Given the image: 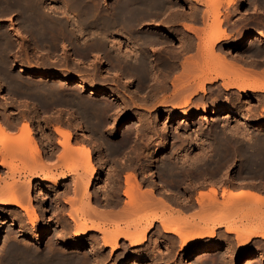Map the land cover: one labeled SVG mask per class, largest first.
I'll use <instances>...</instances> for the list:
<instances>
[{
	"label": "bare ground",
	"instance_id": "bare-ground-1",
	"mask_svg": "<svg viewBox=\"0 0 264 264\" xmlns=\"http://www.w3.org/2000/svg\"><path fill=\"white\" fill-rule=\"evenodd\" d=\"M44 0H0V12L2 13V12H6V11H8V10H10L12 7L10 6V4L12 3L13 5H15V4H17V7H18V10H19V12H21V15L20 16H22L23 17V20H24V24H25V26L26 27H28V28H26V27H24V28H26V29H28L30 32H32L34 35H35V38L30 34L29 35V37H33V41H34V43H40V41L39 40H41L42 41V43H44V42H46V41H48V43L50 44H54L55 42V40L57 41L58 39H56L57 38V33L60 31L59 29H61V31H65V28L67 29V32L66 33H68L69 31H71L72 30V28L70 27V28H68L69 26H68V20H65L64 18H63V22H65V23H63V24H65V25H63V24H61V21H62V18H61V20H57V18H60V17H62V16H60V17H58L57 16V13H56V16H57V18H56V20L54 21V22H52L53 20H54V18H53V20L51 19V20H49V18H47V17H49L50 15H48V11L46 12V10H45V5H44V2H43ZM52 1V0H51ZM56 1V0H55ZM63 1H65L66 2V4H64V5H66V7H67V9H70L69 11L70 12H74V11H76V10H78V9H82L83 7L85 8V3L87 2V1H85L84 2V0L83 1H80V0H63ZM136 1H138V2H147L148 4V6H147V8H149V11H151V6H149V4H151V2H153L154 3V5H155V2H156V5L154 6H152V8L153 7H156L157 6V1L158 0H120V2L118 1V4H117V6H116V4L115 3H113V4H115V8H114V10L112 11V12H106L104 15H106V16H102L101 15V11H100V15H99V13H95V12H98V11H95V9H94V11L92 10V12L93 13H91V14H94L93 15V18H92V22H90L91 21V19H89L90 17H92V16H90L91 14H90V10H91V8L90 7H86V9H83L82 11L80 10V12L79 11H77V12H79L81 15H83L82 17H83V19H82V21H81V23L78 21V20H81L80 19V17L79 16H77V17H79V19L77 20L78 22H79V24H76L77 26H75V27H77L78 28V30L80 31V33L82 32V29L83 28H85V26H87L88 25V22H90V23H92V25L95 27H99V28H102V29H105V32H102V34L104 35V33H105V37H106V32H107V30H116L117 31V29L119 28L120 30L122 29L124 32H128V30H129V33H130V28L133 26V24H135L136 22H138V21H140V20H143V22H144V26H147L149 23L148 22H145L146 20H148L147 18H149V17H151V16H153L154 18H155V15H150V12L148 13V11H147V13H145L144 12V10H141L142 9V5H144V2H143V4L140 6V3H139V5L138 6H134L135 8H137V10L136 11H132V8H133V4L136 2ZM163 1H165V0H163ZM234 0H228L227 2H228V4H230V3H232ZM54 2V1H53ZM60 2V1H59ZM89 2V1H88ZM168 2V1H167ZM207 2H209V4L211 5V6H217V5H220L221 6V0H208ZM206 2V3H207ZM10 3V4H9ZM49 3V2H48ZM63 3V2H62ZM91 3V2H90ZM137 3V2H136ZM152 3V4H153ZM159 5H162V3H161V1L159 0ZM170 3V2H169ZM45 4H47V3H45ZM92 4V3H91ZM166 4V3H165ZM227 4V3H226ZM235 4V3H234ZM50 5V4H49ZM58 5V4H57ZM89 6H90V4H88ZM135 5V4H134ZM159 5H158V7H159ZM250 5H252V4H250ZM52 6V5H51ZM50 6V7H51ZM62 6V5H61ZM144 6H146V5H144ZM163 6V5H162ZM48 7V6H47ZM55 7V6H54ZM58 7V6H57ZM63 7V6H62ZM91 7H93V6H91ZM112 7H113V5H112ZM217 7H219V6H217ZM49 8V7H48ZM52 8H53V6H52ZM56 8V7H55ZM109 8V7H108ZM146 8V7H145ZM144 7H143V9H145ZM157 8V7H156ZM166 8V7H165ZM51 9V8H50ZM54 9V8H53ZM58 9H60V13H58V14H60L61 15V13H62V15L63 14H67V16H69V13H67V11H66V8H65V10H64V8H62L63 9V11H61V8H58ZM71 9H74V11H71ZM106 9V8H105ZM111 9V8H110ZM155 9V8H154ZM52 10V9H51ZM50 10V11H51ZM55 11H56V9H54ZM85 10V11H84ZM107 10H109V9H107ZM134 10V9H133ZM58 12H59V10H57ZM84 11V12H83ZM109 11H111V10H109ZM146 11V10H145ZM219 10H217L216 11V13L212 16H209V18L210 17H212L213 19L212 20H214V21H212V23H215L216 24V26H212V31L210 32V33H208L204 38V43L203 44H200V40H202L201 38H200V36H199V43H198V47H197V50L199 51V53H200V56L202 57V59H203V61H201V59H200V61H198V62H201V63H197V62H195V61H192L191 59V57H189V58H185L184 60H183V62H181V64H180V72H179V74L177 75V76H175L173 79H171V80H169V78H167L168 77V74L169 73H171V72H174V70H175V65H174V62L172 61V63H169V64H165V63H163V64H161V62H160V60L158 59V58H156L155 60L153 59V57L151 58L150 56H152L153 54H154V50L156 49L157 50V53L160 51V50H167L168 52H169V54L170 55H172V56H174V55H177V56H179V55H181V52L179 51V52H177V51H175V49L172 47V46H170L168 43H167V40H166V38L163 36V35H159L158 36V34H157V36H152V37H150L151 35H146L147 36V38L146 39H150L149 40V42H148V44H147V46L146 47H141V46H135V44H133V45H131L130 47L132 48H135L134 49V51L135 50H139V52H138V56L137 55H134V53H131V55L133 56H137V58H138V62L136 63V61H135V63L134 64H132L129 60V63L130 64H128L127 63V65H125V66H122V65H124V64H122V65H118V64H116L117 63V61H116V58L117 57H115L114 58V55H112V53H111V59H112V63H110V62H108V64L110 63V65L108 66V64H107V70H108V72L114 77V78H120V79H122V83H123V85H126V86H128V85H130V86H132L133 88H134V90H135V92L136 91H140L141 90V88H140V86L143 84H145L148 80H150V81H152L151 83H150V85L149 86H151L152 87V93H153V95H152V93H151V95H152V97L154 96V95H156V94H158L159 95V93H162L163 92V94H160V95H165L164 94V92H166L167 90L169 91V89L170 90H172L173 92H174V94H172L171 93V95H175V96H173L172 98V100L173 101H171V100H169V99H171V98H169V99H167V101L169 100L170 101V103L171 102H173L171 105H170V103H168V102H166V101H159L158 100V98H157V100L160 102V104L163 106V108L164 107H167L168 105H170L169 107H171V109H172V111L170 112V113H168L167 114V117L165 118V121L166 122H169V121H182V123L184 124H186V122H188V120H191L192 118H194L195 116L196 117H199L200 119H197V122H199V123H201V121H199V120H201V119H205V118H208V116H210V115H216L217 117H219L221 114H223V112H225V109H223V107H221V104L220 103H216V106H208L207 104H206V102H202L201 104H199V103H197L198 105H196V106H200V108H198L197 109V111L196 112H193V111H191V110H183V111H181L179 114H174V112H176V111H178V110H180L181 108H182V106L181 105H183V106H185V105H187L190 101H191V99L192 98H194L193 96H195L196 94H197V92H202V93H204V92H206V88H205V85L207 84H210L211 86H212V84L216 81V80H221L222 81V84H219L217 87H216V89L215 90H217V88L218 89H220V90H218L219 92L222 90H224V91H230V90H237L238 92H253V93H260V94H262L261 96H263L264 97V75H259V73L257 74V73H253V72H251V71H249V70H246L244 67H241V66H239V65H237V59H235V58H229V61L227 60V58H226V56L225 55H222L221 54V52L220 53H215V49H216V44L217 43H219L220 41H223V40H226V39H229L230 38V35H229V33L225 30V29H222L221 28V21L219 20V12H218ZM18 12V11H17ZM54 12V11H53ZM46 13H47V17L45 16L46 15ZM51 13V12H50ZM162 13V12H161ZM52 14V13H51ZM77 14V13H76ZM76 14H74L75 16H76ZM103 14V13H102ZM53 15H55V14H53ZM52 15V16H53ZM51 16V17H52ZM55 16V17H56ZM46 17V18H45ZM64 17V16H63ZM66 17V16H65ZM71 17V15L69 16V18ZM76 17V18H77ZM72 18V17H71ZM152 18V17H151ZM154 18H152V19H154ZM156 18H158V17H156ZM155 18V19H156ZM48 19V20H47ZM66 19H68V18H66ZM75 19V18H74ZM87 19H89L90 21H88ZM150 20V21H153L154 22V29H155V32H158V31H160V32H168V33H170V34H172V33H174V31H173V28H172V26L170 25V24H168V23H165V22H163V21H158L157 19L156 20ZM20 20H22V19H20ZM71 20V19H70ZM69 20V22H71V21H73V19L70 21ZM149 21V20H148ZM21 22V21H20ZM20 22H19V24H20ZM57 22V23H56ZM141 22V21H140ZM73 23H76V20L73 22ZM139 24V23H138ZM143 24V23H142ZM206 24V23H205ZM57 25H63L64 26V30H62L63 29V27L62 28H59L58 30V32L55 30L56 28H57ZM73 25V24H72ZM150 25H151V23H150ZM153 25V24H152ZM71 26V25H70ZM89 26H90V24H89ZM88 26V27H89ZM207 26H209L208 25V23H207ZM207 26H203L202 27V31L199 29V30H195L199 35H201V34H206L205 32L207 31ZM60 27V26H59ZM72 27H74V25L72 26ZM91 27V26H90ZM134 27V26H133ZM25 29V32L27 31ZM91 29V28H90ZM92 29H93V27H92ZM97 29V28H96ZM210 29V28H209ZM208 29V30H209ZM87 30V29H86ZM132 30V29H131ZM54 31L56 32V35L54 34ZM61 31H60V33H61ZM72 31H74V30H72ZM76 31V30H75ZM78 31V32H79ZM92 31V30H91ZM100 31H102L101 29H100ZM99 31V32H100ZM104 31V30H103ZM153 31V30H152ZM200 33H199V32ZM29 32V33H30ZM53 32V33H52ZM78 32H75V33H78ZM86 32V31H85ZM97 32V31H96ZM142 32H144V31H142ZM154 32V33H155ZM159 32V33H160ZM209 32V31H208ZM72 33V32H71ZM74 33V34H75ZM78 34V35H81V34ZM89 34H91L90 32H88ZM87 33V34H88ZM94 33V32H93ZM119 33H120V31H119ZM123 33V32H122ZM122 33H120L119 34V36L120 35H123ZM138 33V32H137ZM1 34L2 33H0V48H1V41H2V36H1ZM20 34V33H19ZM49 34H51V36H49ZM52 34H53V36H52ZM69 34H70V32H69ZM73 34V33H72ZM73 34V35H74ZM108 34H109V32H108ZM111 34V33H110ZM118 33L116 32V35H117ZM126 34V33H125ZM124 34V35H125ZM138 34H142L140 31H139V33ZM144 34V33H143ZM162 34V33H161ZM197 34V35H198ZM46 35V36H45ZM61 35H63V33L61 34ZM60 35V37H62ZM76 35V34H75ZM74 35V36H75ZM128 36H130L129 34H127ZM126 35V36H127ZM152 35H154V34H152ZM156 35V34H155ZM175 35H177L178 36V33H176ZM6 36V35H5ZM58 36H59V34H58ZM64 37H62L63 39L65 38L66 40H67V38L65 37V34L63 35ZM66 36H67V34H66ZM71 36V35H70ZM84 36V35H83ZM102 36V35H101ZM141 36V35H140ZM144 36V35H143ZM72 37V36H71ZM70 37V39H73V38H71ZM81 37V36H80ZM104 37V36H103ZM112 37V36H111ZM7 38V37H6ZM9 38V37H8ZM47 38V39H46ZM69 38V37H68ZM77 38V37H76ZM94 38V37H93ZM107 38V37H106ZM140 38V37H139ZM45 39V40H44ZM62 39V40H63ZM64 39V40H65ZM75 39V38H74ZM74 39H73V41H74ZM98 39V38H97ZM105 39V38H104ZM109 39V38H108ZM111 39V38H110ZM109 39V40H110ZM113 39V38H112ZM132 38H129V40H131ZM141 39V38H140ZM143 39V38H142ZM145 39V38H144ZM8 40V39H7ZM84 40V39H83ZM107 40V39H106ZM11 41V40H10ZM44 41V42H43ZM68 41V40H67ZM67 41H65V42H67ZM78 41V40H77ZM113 40H111V42H112ZM117 41V40H116ZM115 41V42H116ZM136 41V40H135ZM138 41H140L139 39H138ZM144 41H146V40H144ZM58 42L59 41H57V44H58ZM64 42V43H65ZM71 41L69 40V43H70ZM75 42V41H74ZM83 42V41H82ZM98 42V41H97ZM103 41H101V43H102ZM110 42V41H109ZM114 42V43H115ZM147 42V41H146ZM203 42V41H202ZM201 42V43H202ZM237 42H238V44H239V46H246V45H253V44H255V43H257V42H260V43H264V31L263 30H258L256 33H254L253 35L250 33V32H244L243 34H242V36L237 40ZM33 43V42H32ZM47 43V42H46ZM46 43H44L45 44V46L46 45H48V44H46ZM64 43H63V46H64ZM77 43H79V42H77ZM81 43V42H80ZM105 43H106V41H105ZM107 43H108V41H107ZM106 43V44H107ZM114 43H112V44H114ZM142 43H144V42H142ZM141 43V44H142ZM13 44V43H12ZM20 44V43H19ZM41 44V43H40ZM59 44H60V42H59ZM83 44V43H82ZM104 43H102V45H103ZM109 44V43H108ZM117 44V43H116ZM120 44V43H119ZM130 44V43H129ZM137 44V43H136ZM139 44V43H138ZM145 44V43H144ZM153 44V46H154V44H157V46L155 47V49H153L152 50V48L153 47H151V45ZM159 44V45H158ZM16 45H17V42H16ZM56 45V44H55ZM70 45H73V43L72 44H69V46ZM78 45V44H77ZM77 45H74L75 47H77ZM89 45V44H88ZM96 45V44H95ZM98 45V44H97ZM96 45V46H97ZM109 45H111V44H109ZM202 45V46H201ZM4 46H7V44L6 45H4ZM3 46V47H4ZM68 46V47H69ZM82 46V45H81ZM99 46L100 45H98L97 47L99 48ZM106 46V45H105ZM129 46V45H128ZM22 46H21V44H20V48H21ZM50 48H51V46H49ZM55 47H57V45L55 46ZM78 47H80V45H78ZM95 47V46H94ZM107 47V46H106ZM109 48H111V46H108ZM191 46H183V48H182V50L184 51V52H188V51H190L191 50V48H190ZM20 48H18V49H20ZM52 48H53V45H52ZM51 48V49H52ZM71 48V47H70ZM69 48V49H70ZM84 48V47H83ZM101 48H104L103 46L101 47ZM201 48V49H200ZM23 49V47L21 48V50ZM54 49V48H53ZM64 49V48H63ZM72 50L74 49L75 50V48L74 47H72L71 48ZM78 49V48H77ZM93 49V48H92ZM117 49H119L120 50V48H117ZM117 49L115 48V50L117 51ZM147 49H148V52L150 51L152 54H149L148 52H147ZM200 49V50H199ZM1 50V49H0ZM20 50V51H21ZM67 50V49H66ZM81 50V49H80ZM80 50H78V52L80 53L81 51ZM87 50H89V49H87ZM111 50L113 51V49L111 48L110 49V52H111ZM17 51V50H16ZM19 51V50H18ZM38 51V50H37ZM76 52H77V50H75ZM74 51V52H75ZM82 51H84V49H82ZM115 51V53H117ZM123 51H125V50H123ZM126 51H128L127 49H126ZM217 51V50H216ZM5 52V51H4ZM71 52H73V51H71ZM70 52V53H71ZM75 52V53H76ZM121 52V51H120ZM130 52V51H129ZM128 52V53H129ZM132 52H133V49H132ZM6 53V52H5ZM74 53V54H75ZM82 53V52H81ZM86 52H84V54H85ZM125 53V52H124ZM127 53V52H126ZM156 53V52H155ZM197 53V52H196ZM198 53V54H199ZM8 53H6V55H7ZM77 54V53H76ZM96 54H98V53H96ZM117 54H119V53H117ZM135 54H137V53H135ZM160 54V53H159ZM163 54V53H162ZM40 55V54H39ZM78 55V57L76 56V58L74 57V60L75 61H78V62H80L82 59V54L80 55V54H77ZM108 55H109V53H108ZM121 55H123V53L121 54ZM121 55H120V58H121ZM127 55V54H126ZM156 55V54H155ZM2 56V55H1ZM128 56H129V54H128ZM132 56H130V58H132ZM8 57V56H7ZM79 57H81V58H79ZM149 57L151 58V59H149ZM154 57H156V56H154ZM158 57V56H157ZM6 58V57H5ZM23 58V57H22ZM37 58V57H36ZM119 58V59H120ZM123 59L124 58H127V57H125L124 55H123V57H122ZM72 59H73V57H72ZM118 59V58H117ZM118 59V60H119ZM135 59V58H134ZM134 59H132V60H134ZM194 59V58H193ZM198 59V60H199ZM69 60V59H68ZM102 60V59H101ZM99 58H98V60H96L95 62H96V67H97V69H98V67H100V68H102L103 67V65H105V64H103V62L101 61ZM121 60V59H120ZM125 60V59H124ZM177 59H175L174 61H176ZM4 61H6L5 59H4ZM3 61V62H4ZM9 61V60H8ZM8 61H6V63L8 62ZM32 61V60H31ZM30 61V62H31ZM84 60H82V62H83ZM127 61V60H126ZM127 61V62H128ZM151 61H153V63H151ZM1 62V61H0ZM24 62V61H23ZM81 62V63H82ZM121 62H122V60H121ZM120 62V63H121ZM5 63V64H6ZM75 63V62H74ZM119 63V64H120ZM23 64V63H22ZM28 64V63H27ZM31 64V63H30ZM78 64V63H77ZM115 64V65H114ZM13 65V64H12ZM74 65H76V64H74ZM166 65V66H165ZM71 66V65H70ZM11 67V66H10ZM56 68H57V66H56ZM55 68V69H56ZM61 68V67H60ZM62 70V69H61ZM64 70H67V69H64ZM63 70V71H64ZM151 70H152V72H151ZM168 70V71H167ZM102 71V70H101ZM125 71L128 73V74H130V76H127L128 74H124L125 73ZM62 72V71H61ZM67 72H69V71H67ZM77 72V71H76ZM107 72V73H108ZM17 73V75H18V78H20L19 76H22V75H24V74H27L28 76H30V77H34V78H36V80L35 81H39V82H42V83H44V82H46V81H52V82H54V83H58V84H60V85H73L76 89V92L77 91H79V90H77V88L78 89H82V90H84V89H90L91 90V95L92 96H96V95H99L102 99H105V100H107V101H109V102H112V104H114L116 107H124V106H126L125 104L128 102H122V100L121 101H119V99H118V97H117V95L116 94H114V93H112V92H110V91H108V90H105L104 88L103 89H101L100 87H98L97 85H95V83H93V82H90V81H87V80H89V79H85L84 77L83 78H78V79H76V78H73L70 74H64L63 72L62 73H55V72H53V71H51V70H49V71H42V70H40L39 68H36V67H32V66H26L25 64H23V65H20V67H19V70H18V72H16ZM263 74V73H262ZM108 75V74H107ZM171 74H169V76H170ZM213 75H215V77L213 76ZM77 76H79V75H77ZM17 78V80L18 81H21L22 82V80H21V78H20V80ZM8 79H10V80H12V78H8ZM10 80H6V81H10ZM13 81H15L16 82V79H14ZM96 81V80H95ZM135 81H137V82H139L141 85H139V83H138V86L136 85V83H135ZM11 82V81H10ZM10 82H8V83H10ZM24 82V81H23ZM6 83V82H5ZM19 84H21L20 82H18ZM18 83H17V85H18ZM11 84V83H10ZM12 84H13V82H12ZM15 84V83H14ZM24 84V83H23ZM23 84H21V86L23 85ZM36 84V83H35ZM35 84H34V86H31V88L32 87H36L35 86ZM38 84V83H37ZM36 84V85H37ZM148 84V83H147ZM8 85V84H7ZM16 85V86H17ZM46 85V84H45ZM45 85H43V86H45ZM50 85V84H49ZM142 85V86H143ZM15 86V85H14ZM23 86H25V85H23ZM27 86V85H26ZM39 87H40V84L38 85ZM42 86V87H43ZM149 86L147 87V88H149ZM42 87H40L41 89H42ZM145 87V86H144ZM0 88H4V86L2 85V81L0 82ZM8 88V87H7ZM9 88H11L12 90H13V88L10 86ZM8 88V89H9ZM16 88V87H15ZM18 89H20L19 87H17ZM16 88V89H17ZM30 88V87H29ZM39 88V89H40ZM45 88V87H44ZM124 88V87H123ZM214 88H215V86H214ZM23 89H24V87H23ZM22 89V90H23ZM34 89H36V88H34ZM38 89V88H37ZM36 89V90H37ZM41 89H40V91H41ZM47 89V88H46ZM57 89V88H56ZM144 89V88H143ZM150 89V88H149ZM22 90H21V92H22ZM25 90V89H24ZM26 90H27V88H26ZM25 90V91H26ZM29 90V89H28ZM33 90V89H32ZM45 90V89H44ZM43 90V91H44ZM48 90V89H47ZM46 90V91H47ZM148 90V89H147ZM146 90V91H147ZM213 90V89H212ZM25 91L23 92V93H25ZM35 91V90H34ZM54 91V90H53ZM53 91H49V92H52L53 93ZM64 91V90H63ZM141 91H143V90H141ZM140 91V92H141ZM148 91H150V90H148ZM167 91V92H168ZM191 91V92H190ZM4 92H6V91H4ZM16 93L18 92V91H15ZM14 92V93H15ZM19 92H20V90H19ZM27 92V91H26ZM29 92H31L30 90H29ZM28 92V93H29ZM35 92H37L36 94L37 95H39V93H38V91H35ZM66 92V91H65ZM71 92V91H70ZM80 92V91H79ZM79 92H77V93H79ZM145 92V91H144ZM143 92V93H144ZM28 93L26 94V97L27 96H29L30 95V93H29V95H28ZM34 93V92H33ZM33 93H31V94H33ZM55 93V92H54ZM68 93V92H67ZM76 93V95H78ZM88 93H90V92H88ZM146 93V92H145ZM147 93H149V92H147ZM146 93V94H147ZM170 93V92H169ZM4 94V93H3ZM47 94H49V93H47ZM56 94H58V93H56ZM62 94V93H61ZM74 94V93H73ZM7 95H8V93H7ZM7 95H3V97H4V99L6 100V101H8L9 100V95L7 96ZM36 95V96H37ZM45 95V94H44ZM53 95H55V94H53ZM72 95V94H71ZM75 95V94H74ZM87 95V94H86ZM170 95V96H171ZM22 96V95H21ZM33 96V95H32ZM41 96V95H40ZM62 96V95H61ZM67 96V95H66ZM73 96V95H72ZM80 96V95H79ZM78 96V97H79ZM168 96V95H167ZM37 97H39V96H37ZM43 97V96H42ZM47 97V96H46ZM77 97V96H76ZM148 97H150L149 96V94H148ZM147 97V98H148ZM157 97H159V96H157ZM161 97V96H160ZM17 98V97H16ZM35 98V97H34ZM33 97H32V99H34ZM40 98V97H39ZM39 98H37V102H36V99H34L35 100V102H36V104L38 103V99ZM55 98H56V96H55ZM62 98V97H61ZM64 98V97H63ZM65 98H67V97H65ZM70 98H71V96H70ZM69 98V99H70ZM82 99H79V100H83V97H81ZM93 98V97H92ZM139 98V97H138ZM260 98V97H259ZM258 98V99H259ZM23 99V98H22ZM21 99V100H22ZM43 99H44V97H43ZM42 99V100H43ZM47 99V98H46ZM46 99H44V102H45V100ZM48 99H52L51 101H52V103H54V105H55V102H59L60 103V101L59 100H57V101H55V100H53V98L51 97H49ZM47 99V100H48ZM57 99V98H56ZM58 99H60V98H58ZM68 99V98H67ZM72 99H73V97H72ZM72 99L70 100V101H72ZM85 99V101L84 102H80V101H75L74 102V104H76V106L78 107V110H80V112H82L83 114H84V116L85 115H88L89 117H92V115L94 114H97V112H98V109L100 108V105H99V103H97V104H95V103H87V100L88 99H86V98H84ZM126 99V98H125ZM149 99V98H148ZM156 99V98H155ZM174 99H178L180 102H177V103H175L174 102ZM18 100V99H17ZM31 100V99H30ZM41 100V101H42ZM46 100V104H47V101ZM61 100V99H60ZM64 101H65V99H63ZM162 100V99H161ZM164 100V99H163ZM175 100V101H176ZM177 100V101H178ZM12 101V100H11ZM19 101V100H18ZM40 101V100H39ZM54 101V102H53ZM68 101V100H67ZM89 101V100H88ZM92 101H94V99L92 100ZM95 101H96V99H95ZM130 101V100H129ZM151 101V100H150ZM155 101V100H154ZM158 101H156V105H157V102ZM14 102V101H13ZM20 102V101H19ZM35 102H32L31 103V105L33 104V103H35ZM44 102L41 104L42 105V108L45 106L44 105ZM69 102V101H68ZM73 102V101H72ZM130 102H132V101H130ZM129 102V103H130ZM196 102V101H195ZM5 103V102H4ZM21 103V102H20ZM23 103V102H22ZM27 103V102H26ZM41 103V102H40ZM49 103V102H48ZM51 102L49 103L50 105L52 104ZM64 103V102H63ZM102 103V102H101ZM153 103V102H152ZM168 103V104H167ZM263 103V102H262ZM9 104V103H8ZM15 104H17V103H15ZM35 104V105H36ZM57 104V103H56ZM66 104V103H65ZM65 104H64V108L63 109H65L66 107H65ZM191 104V103H190ZM209 104V103H208ZM11 105V104H10ZM10 105H9V107H10ZM44 105V106H43ZM58 105V104H57ZM128 105V104H127ZM195 105V104H194ZM193 105V106H194ZM260 105V104H259ZM5 106H7V105H5ZM25 106H26V104H25ZM30 106V105H29ZM59 106H62L61 105V103H60V105ZM73 106V105H72ZM135 106V105H134ZM160 106V105H159ZM191 106V105H190ZM255 106V105H254ZM39 107V106H38ZM51 107V106H50ZM49 106H47V108H50ZM57 107V106H56ZM67 107H69L68 106V104H67ZM263 107V106H262ZM2 108V107H1ZM6 108V107H5ZM35 108V107H34ZM42 108H41V110H42ZM52 108V107H51ZM61 108V107H60ZM59 108V109H60ZM70 108H73L74 109V107H70ZM168 108V107H167ZM194 108V107H193ZM38 109V108H37ZM44 109H46V108H43V110ZM53 109V108H52ZM55 109V108H54ZM57 109V108H56ZM56 109H55V111L53 110V112L54 113H56ZM62 109V108H61ZM60 109V110H61ZM69 109V108H68ZM76 109V108H75ZM3 110H4V108H3ZM31 110V109H30ZM42 110V111H43ZM71 110V109H70ZM262 110V112L264 113V108L263 109H261ZM59 111V110H58ZM62 111V110H61ZM60 111V112H61ZM77 111V110H76ZM75 111V112H76ZM97 111V112H96ZM169 111V110H168ZM45 112H47L46 110H45ZM73 112V111H72ZM79 112V113H80ZM228 112V114H229V116L228 117H225L224 119L225 120H227V121H230V122H237L238 123V125H240V126H244V127H251V128H255V129H257V130H260V131H262V133H260L259 134V137H264V119H252V118H248V114L247 115H245L246 113H244L240 108H239V106L237 107V106H231L230 108H229V110L227 111ZM33 113V112H32ZM31 113V114H32ZM35 113H37L36 111H35ZM39 113V112H38ZM48 113V112H47ZM59 113V112H58ZM65 113V112H64ZM120 113V112H119ZM248 113V112H247ZM2 114V113H1ZM3 114H5V113H3ZM2 114V116L4 117V115ZM9 115H7V117L8 116H10V114H12L11 113V110H10V113H8ZM41 114H42V112H41ZM43 114H44V112H43ZM48 114H51V113H48ZM68 114V113H67ZM73 114V113H72ZM71 114V112H70V115H72ZM228 114H226V115H228ZM35 115H37V114H35ZM47 115V114H46ZM52 115V114H51ZM56 115V114H55ZM59 115V114H58ZM57 115V116H58ZM75 115H77V114H75ZM100 115V114H99ZM258 115V114H257ZM22 116V115H21ZM39 116V115H38ZM38 116H37V118H38ZM43 116V115H42ZM53 116V115H52ZM52 116H50V115H48V117H52ZM61 116V115H60ZM83 116V117H84ZM96 116V115H95ZM111 116V115H110ZM260 117H263V114L261 115H259ZM41 117V116H40ZM47 117V116H46ZM63 117V116H62ZM65 117L67 118V116L65 115ZM70 118L71 117H73V116H69ZM68 117V119H70ZM78 117V116H77ZM86 117V116H85ZM88 117V118H89ZM6 117H4V119H5ZM11 118V117H10ZM25 118V117H24ZM35 118V117H34ZM42 118H44V117H42ZM56 118H58V117H56ZM76 118V117H75ZM87 118V119H88ZM92 118H94V117H92ZM96 118H98L97 116H96ZM101 118V117H100ZM259 118V117H258ZM2 119V118H1ZM4 119H2V121L4 120ZM7 119V118H6ZM12 119H14V118H12ZM17 119V118H16ZM50 119V118H49ZM62 119H64V117L62 118ZM85 118H83V121L79 118L77 121H76V130L77 131H79V132H81V133H83L84 131H85V127L86 126H83V123H85V120H84ZM86 119V120H87ZM140 119V118H139ZM210 119V118H209ZM35 120V119H34ZM40 120H42V119H40ZM64 120H66V119H64ZM72 120V119H71ZM76 120V119H75ZM99 120H101V119H99ZM97 121V122H93L92 121V119L90 118V121H92V123L93 124H96V123H98L99 122V124H101L100 123V121ZM138 120V119H137ZM136 120V122L135 123H122L121 124V127L122 128H124L125 130H127V131H129V128H131V127H133V129L136 131V132H139V130H140V123H141V121H137ZM211 120V119H210ZM224 120V121H225ZM12 123H13V121L12 120H10ZM10 121H8L9 123L8 124H10L11 122ZM27 121H29V120H27ZM39 121V120H38ZM73 121H74V119H73ZM73 121H72V125H73ZM89 121V122H90ZM107 121V120H106ZM213 121V120H212ZM215 122H213L212 124V126H213V128L212 129H209V131H206V132H203V133H201V131H199V129L198 128H195V129H190V131L188 132V135H192V138L194 137L195 139H198V141H199V138L201 137V136H203V138H204V136L205 137H213V138H216V137H223V127H225V126H223V125H228V124H226V123H224L223 124V118H220V119H218V120H214ZM220 121H222V122H220ZM4 122V121H3ZM3 122H1L2 124H4ZM30 122V121H29ZM140 122V123H139ZM143 122V121H142ZM196 122V123H197ZM205 122H207L206 120H205ZM12 123H11V125H12ZM33 123V122H32ZM75 123V122H74ZM198 123V124H199ZM2 124H0V165H2L4 168L5 167H8L9 169H10V171H11V173H12V175H14L15 173H17V172H19L20 170H24L25 172H27V173H29V175L31 174V176H34V182L33 181H31V180H29L28 182H25L26 184H24L23 182H22V184H20V182H21V178L20 179H15L16 177H14V179L15 180H12V181H9V182H6L5 183V185L3 184V186L0 188V211H3V212H9V211H11V209H12V207H17V208H19L22 212H24L22 215L24 216V217H26V219L29 221V223H31V226L33 227V226H36V222L39 220L40 221V213H39V211L40 210H38L39 208L38 207H36V205H34L33 204V200L34 199H37V200H41V201H44L49 195H50V193H49V191L47 190V189H39V191L36 193V195H34V198L32 199L31 198V196L33 195L32 193L34 192V187L35 186H47V184H49V188H51V187H54V188H56V187H58V186H60V185H62L61 183L63 182V181H66V180H68V178L69 177H71L72 178V176L73 175H75V176H77L75 179H74V189H73V196H72V198L70 199V200H66L67 201V203H69V204H72L73 202H75V204H78V202H80L81 204H83V206L81 205V206H79V207H82V209L80 210V208H79V212L77 213L76 212V214H77V216H72V212H73V209H72V212H70V214H71V216H70V214H69V217H71L70 218V221L71 220H73V221H75V225H76V228L74 229V233H73V236H74V238H80V237H82V236H84L85 234H87L89 231H100L101 232V236L99 237V241L102 243V245H104V246H106V247H109L112 251H116V250H118L119 249V241L121 240V239H124V240H126L127 242H128V244H129V247L130 248H137V247H139V246H141V245H143L146 241H147V233L149 232V230H151L152 228H153V226H154V223L156 222V223H158L159 225H160V227H161V229H163V231L165 232V233H168V234H172L173 236H175V237H177L178 238V240L180 241V250H184V249H186V246H188L189 244H191L193 241H196V240H203V239H205V238H213L215 235H216V230L218 229V228H220V227H222L223 226V223H224V220L223 219H225V218H223L224 216H225V214H228V215H233V216H236V215H240V217H241V215H243V214H245V216H246V214H248V213H252V211H250V210H252L253 209V207H247V208H249V211L250 212H248V211H246L245 212V210H243V207H244V205H246L247 204V206L249 205V203H250V205H258V206H256L255 205V208H260L261 206H264V191L262 192V191H259V192H255V191H253L252 189H250V190H246V191H239V193L238 192H233L235 189H233V191H231V190H225V189H223V192H222V198H224V199H222V201L219 199V197L217 196V191L214 189V188H211L210 190H208V192H205V193H203V192H201L200 194H199V197L197 198V201H198V203H199V205H200V210L198 209V215L200 216V214L201 215H204L200 220H199V222L197 223V222H195L194 223V220H192V221H188V222H186V221H184V222H186L185 224H183V220H184V218L182 217V216H179V217H181V219H179V220H181V222L176 218V220H178V221H176L175 220V218L173 217L174 216V214L172 215V210H171V213H170V215H164V214H159V213H162V211L163 210H165V208H169V207H171L170 205H171V202L172 201H175V199H176V197H175V199H173L172 198V191H170L169 192V190H167V187L171 184V179H172V177H174V178H176L175 176H182V179H183V176H185V175H183V172H176L177 170L176 169H178V168H176L175 169V166L174 165H171V164H169V163H164V166H160V168L158 169V166H156V164H154L155 162H157V160L158 159H154V162H152L150 165H149V162H148V167H147V165H143L144 167L146 166L147 168H146V170H147V174H146V179H148V178H151V180H155L156 179V174H157V171H159L158 172V174L159 175H157V177L158 176H160V178H157V179H159L160 181H161V183L163 184V185H165V186H167V184H168V186L167 187H165L166 188V193H164L163 194V197H158L157 196V193H156V188H155V183H154V185H149L150 187L148 188V189H146V190H142L141 189V181L139 182V178H137V175L135 174V173H130V174H126L125 176H124V190L122 191V192H119V179H118V177H117V175H115L116 177V179H114L115 180V182H116V184H117V186H116V188H115V191H113V196H112V192L110 193L111 194V198L109 199V200H107V202H109V203H107V204H109V205H111V207H116V206H118L119 204H120V202H121V196H124L125 198H126V200H125V202L122 204L123 205V207H122V209H120V210H118V211H114V209H112V210H101L100 208L102 207L101 205V207H98L99 206V202L97 203L98 204V206H96V207H98V209H95V204H93V205H91V202H93V201H91V196L88 194V189L90 188V186H91V184L93 183V180H95L96 178L94 177V173H95V171H96V166L94 165L95 163H93V158H92V153H91V149L92 148H90L91 147V145H90V147H89V143H90V141L89 142H87V144L85 145H83L82 144V146H80L79 144H77L76 146H73V145H71V136H73V135H71V133L69 132V130H64V129H62L61 127H59V126H56V127H53L54 128V131H55V133L57 134V135H59L61 138H62V141H60V142H58V144H59V146L62 148V149H60L61 150V152H62V155H61V159H63V161L66 163V173L64 172V174H62V176L61 177H55L53 174H51L52 172H51V170L49 169V167H53L54 166V164L52 165V163L50 162V161H48L47 160V162L50 164V166H48L47 167V164H46V162L44 163V161H43V149L41 148V146L39 145V143H38V141L35 139V136H34V131H33V128L31 127V125L30 124H27V123H25L24 125H23V127L21 128V129H19V131L18 132H13V131H9L7 128H6V126L4 125H2ZM14 125H15V123H13ZM36 124V123H35ZM85 124H87V123H85ZM89 124V123H88ZM87 124V125H88ZM209 124V123H208ZM13 125V126H14ZM71 125V124H70ZM89 125H91V124H89ZM187 125V124H186ZM39 126V125H38ZM74 126V125H73ZM74 126V127H75ZM143 126V125H142ZM7 127H10V126H8L7 125ZM35 127V126H34ZM231 127H233V126H231ZM90 128H91V126H90ZM95 128H96V125H95ZM94 128V129H95ZM99 128V127H98ZM143 128H144V126H143ZM207 128V127H206ZM205 127L203 128V129H206ZM11 129V128H10ZM132 129V128H131ZM187 129V128H186ZM231 129V128H230ZM229 129V131L231 132V134H232V132H233V136H236V135H234V133H237V131H238V129H237V127H234L232 130H230ZM96 130H97V128H96ZM95 130V131H96ZM141 130H142V128H141ZM141 130H140V132H141ZM185 130V129H184ZM201 130V129H200ZM207 130H208V128H207ZM163 131H164V134H165V136L166 137H171L172 136V134H171V132H170V130H168L167 128H163ZM88 132V131H87ZM90 132V131H89ZM149 132V131H148ZM185 132V131H184ZM239 132V131H238ZM96 133H98V131H96ZM227 133V132H226ZM87 134V133H86ZM91 134V133H90ZM99 134V133H98ZM138 134H140V133H138ZM153 134V133H152ZM238 134V133H237ZM245 134V133H244ZM81 135H84V134H81ZM93 134H91V136H92ZM100 135V134H99ZM98 135V136H99ZM127 135H129V134H127ZM183 135V134H182ZM181 135V136H182ZM239 135V134H238ZM237 135V136H238ZM240 135H242L241 134V132H240ZM239 135V136H240ZM98 136H97V138H98ZM186 136V135H185ZM185 136H183V137H185ZM82 137V136H81ZM129 137V136H128ZM134 137H136V136H134ZM133 137V138H134ZM149 137V136H148ZM242 137H243V135H242ZM73 138V137H72ZM84 138H86L85 139V141L87 140H91L90 139V136L89 135H85V137ZM91 138H94V140L95 139H97L96 137H91ZM100 139L102 138V137H99ZM151 139H152V137H150ZM172 138V137H171ZM179 138V137H178ZM177 138V139H178ZM100 139H97V140H100ZM102 139H104V138H102ZM136 139V138H135ZM139 139V138H138ZM179 139H181V138H179ZM178 139V140H179ZM186 139V138H185ZM185 139H184V141H185ZM187 139H188V137H187ZM190 139V138H189ZM218 139V138H217ZM220 139H222V138H220ZM261 139V138H260ZM93 140V139H92ZM96 140V141H97ZM128 140H129V138H128ZM128 140H125V143H123V144H126V145H128L127 143H129L128 142ZM147 140H149V139H147ZM201 140V139H200ZM80 142H81V139L79 140ZM78 141V142H79ZM83 141V140H82ZM101 141H103V140H101ZM109 141V140H108ZM105 142L104 141V145H105V148L107 147V149L108 150H110V153L112 152L113 154H118L120 151H121V146H119V145H117L115 142ZM134 140H132V142H133ZM151 140H149V142H150ZM176 141V140H175ZM174 141V143H176ZM197 140H195V142H196ZM197 141V142H198ZM220 141H222V140H220ZM73 143L75 142V140L74 141H72ZM77 142V141H76ZM77 142V143H78ZM182 140L180 141V144L182 145ZM194 142V141H193ZM216 142H218V141H216ZM223 142V141H222ZM83 143V142H82ZM86 143V142H85ZM92 143V142H91ZM98 143H100V144H102L101 142H98ZM135 143V142H134ZM133 143V144H134ZM137 143V142H136ZM160 143V142H159ZM172 143H173V141H172ZM205 143V142H204ZM213 143V142H212ZM75 144V143H74ZM183 144H184V142H183ZM189 144H191V140H190V142H189ZM196 144V143H195ZM88 145V146H87ZM132 145V144H131ZM136 145H138V144H136ZM135 145V148H138V146H136ZM146 145V144H145ZM174 145H176V144H173V146ZM211 145V144H210ZM209 145V146H210ZM217 145V144H216ZM221 145V144H220ZM95 146H97L96 145V143H95ZM94 146V147H95ZM99 146V145H98ZM101 146V145H100ZM100 146L98 147V151L99 152H101V149H103L102 147H101V149H100ZM125 146V145H124ZM212 146H213V144H212ZM214 146H215V144H214ZM59 147V148H60ZM93 147V148H94ZM132 147V146H131ZM134 147V146H133ZM132 147V148H133ZM177 147V146H176ZM179 147V146H178ZM97 148V147H96ZM104 148V149H105ZM169 148H172V147H170V145H169V147H168V149ZM264 148V147H263ZM106 149V150H107ZM131 149V148H130ZM139 149V148H138ZM137 149V150H138ZM147 149V148H146ZM145 149V150H146ZM215 149V148H214ZM258 149V148H257ZM158 150V149H157ZM161 150H167V147L166 148H164V147H162V149ZM59 151V150H58ZM93 151V150H92ZM135 151V150H134ZM175 151V150H174ZM226 151V150H225ZM60 152V151H59ZM60 152V153H61ZM108 152V151H107ZM137 152V151H136ZM142 152V151H141ZM153 152V151H152ZM164 152V151H163ZM176 152V151H175ZM178 152V151H177ZM221 152H223V151H221ZM45 153V152H44ZM138 153H139V151H138ZM144 153H145V151H144ZM172 153H174V152H172ZM224 153H226V152H224ZM97 154H98V152H97ZM103 154V153H102ZM107 154V153H106ZM147 154V153H146ZM220 154V153H219ZM222 154V153H221ZM119 155V154H118ZM148 155V154H147ZM149 155H150V152H149ZM200 155V154H199ZM252 155V154H251ZM101 156V155H100ZM102 156H104V155H102ZM115 156V155H114ZM126 156H129L130 158H131V156H130V154L128 155H126ZM146 156V155H145ZM169 156H171V155H169ZM209 156V155H208ZM219 156V155H218ZM218 156L216 157V158H218ZM110 157V156H109ZM112 157V156H111ZM116 157V156H115ZM128 157V158H129ZM148 157V156H147ZM151 157V156H150ZM167 157V156H166ZM165 157V158H166ZM172 157V156H171ZM264 157V156H263ZM51 158V157H50ZM108 158V157H107ZM106 158V159H107ZM112 158H114V157H112ZM118 158V157H117ZM127 158V159H128ZM134 158V157H133ZM160 158V157H159ZM162 158V157H161ZM164 158V157H163ZM162 158V159H163ZM223 155H220L219 156V158L216 160V161H209V160H207V159H205V158H194L193 160H192V162L191 163H189L190 164V167H191V171H192V175H197V178L199 177H207V178H212L213 177V173H215V172H217L219 169H221L222 167H223ZM100 159V158H99ZM132 159V158H131ZM130 159V160H131ZM146 160H147V158H145ZM148 159H150V158H148ZM161 159V160H162ZM176 159V158H175ZM103 160V159H102ZM108 160H109V158H108ZM129 160V161H130ZM160 160V159H159ZM177 160V159H176ZM60 161V160H59ZM114 161V160H113ZM116 161V160H115ZM121 161V160H120ZM124 161V160H123ZM132 161V160H131ZM141 161H142V158H141ZM164 161H165V159H164ZM166 161H167V158H166ZM169 161V160H168ZM178 161V160H177ZM63 162V163H64ZM144 162V161H143ZM162 162H163V160H162ZM171 162V161H170ZM173 162V164H174V160L172 161ZM171 162V163H172ZM250 162V161H249ZM60 163V162H59ZM130 163H132V162H130ZM139 163V162H138ZM137 163V164H138ZM175 163H176V161H175ZM45 164V165H44ZM83 164L85 165V167H83ZM100 164V163H99ZM129 164V163H128ZM248 164V163H247ZM117 166H115L116 167V169H117V174H120L121 172H122V170L124 169V167H125V165L123 166V164L122 165H119V164H116ZM141 165V164H140ZM162 165V164H161ZM176 165V164H175ZM183 164L181 163V166H182ZM130 166V165H129ZM180 166V165H179ZM247 166V165H246ZM96 167V168H95ZM126 167H128V165H126ZM259 167V166H258ZM261 167V166H260ZM258 168V174H259V176H261L262 177V175H263V172L264 171H262V169L263 168ZM114 168V167H113ZM140 168H141V166H140ZM143 168V167H142ZM158 169V170H155V169ZM189 168V167H188ZM240 168V167H239ZM56 169V168H55ZM81 169H84V171L81 173H79V170L81 171ZM116 169H115V171H116ZM244 169V168H243ZM135 170V169H134ZM142 171H145V169L143 168V169H141ZM179 170H180V168H179ZM241 170V169H240ZM250 170V169H249ZM7 171V170H6ZM43 172L42 174H40V175H36L35 176V172ZM48 171V172H47ZM254 171V170H253ZM243 172V171H242ZM7 173V172H6ZM33 173H35L34 175H32ZM54 173V172H53ZM240 173V172H239ZM22 174H24V173H22ZM26 174V173H25ZM24 174V175H25ZM59 174V173H58ZM61 174V173H60ZM188 174V173H187ZM255 174V173H254ZM12 175H10V176H12ZM16 175V174H15ZM236 175V174H235ZM9 176V175H8ZM21 176H23V175H21ZM58 176V175H57ZM187 176V175H186ZM19 177V176H18ZM24 177V176H23ZM177 177V178H178ZM188 177V176H187ZM192 177V176H191ZM226 177V176H225ZM240 177V176H239ZM243 177V175L240 177V178H242ZM9 178V177H8ZM27 178H29L28 177V175H27ZM120 178V177H119ZM123 178V177H122ZM169 179V182H167L166 181V179ZM186 178V177H185ZM236 178V177H235ZM263 178V177H262ZM262 178H260V179H262ZM7 179V178H6ZM10 179V178H9ZM13 179V178H12ZM32 179V178H31ZM72 179V180H73ZM192 179V178H191ZM230 179V178H229ZM258 179V178H257ZM3 180L4 179H2V182H3ZM24 180V179H23ZM28 179H26V181H27ZM112 180H113V178H112ZM111 180V181H112ZM178 180V179H177ZM240 180V179H239ZM264 180V179H263ZM1 181V180H0ZM6 181V180H5ZM157 182V181H156ZM173 182V181H172ZM35 183V184H34ZM71 183H72V181H71ZM146 183H150V181L148 180V182H146ZM158 183V182H157ZM160 183V184H161ZM239 183V182H238ZM19 184L20 185H22V186H19ZM113 184V183H112ZM143 184H145V183H143ZM160 184H158L159 186H161ZM173 184H174V182H173ZM113 185H115V183L113 184ZM111 186V187H113V190H114V186ZM122 185V184H121ZM147 186V185H146ZM170 186H172V185H170ZM169 186V188H171ZM174 186V185H173ZM176 186V185H175ZM47 187V188H48ZM163 187V186H162ZM100 188V187H99ZM144 188V187H143ZM147 188V187H146ZM173 188H175V187H173ZM235 188V187H234ZM237 188V187H236ZM238 188H241V186L240 187H238ZM243 188V187H242ZM160 189L162 190V188L160 187ZM159 189V190H160ZM229 189H231V188H229ZM253 189H254V187H253ZM104 190V189H103ZM112 189H110L109 190V192L111 191ZM260 190V189H259ZM108 192V190H105V192ZM158 191V190H157ZM174 191V190H173ZM237 191V190H236ZM258 191V190H257ZM80 192H83L82 194H83V196L81 195V194H79ZM186 192V191H185ZM90 193V192H89ZM173 193H175V191L173 192ZM81 195L80 197H79V195ZM92 194V193H91ZM106 194V193H105ZM162 194V193H161ZM178 194H179V192H178ZM184 194V193H183ZM93 196H94V194H92ZM97 195V194H96ZM107 195V194H106ZM164 195H166L165 197H164ZM175 195V194H174ZM173 195V196H174ZM179 195H181V194H179ZM70 196V195H69ZM92 196V197H93ZM161 196V195H160ZM167 197V198H166ZM58 199V198H57ZM96 199V198H95ZM95 199H94V203H95ZM103 199V198H102ZM108 199V198H107ZM173 199V200H172ZM178 200V199H177ZM99 201V200H98ZM186 201V200H185ZM77 202V203H76ZM101 202V201H100ZM178 202V201H177ZM253 204H252V203ZM79 203V204H80ZM102 203V202H101ZM173 203V202H172ZM175 203V202H174ZM173 203V204H174ZM255 203V204H254ZM75 204H74V206H75ZM173 204H172V206H173ZM104 205V204H103ZM109 205H107V206H109ZM177 205V204H176ZM94 206V207H93ZM105 206V205H104ZM70 207H71V205H70ZM38 208V209H37ZM42 208V207H41ZM76 208V207H75ZM110 208V207H109ZM172 208V207H171ZM223 208L226 210V212H225V210H223ZM247 208H245V209H247ZM100 209V210H99ZM170 209V208H169ZM261 209V208H260ZM232 210H233V212H232ZM239 210V211H238ZM241 210H243V211H241ZM257 210V209H256ZM256 210H254V212L253 213H255V211ZM43 211V210H42ZM71 211V210H70ZM168 211V210H167ZM260 211H262V209L260 210ZM170 212V211H169ZM216 213V216L215 217H213V215H215V213ZM264 212V211H263ZM237 213H241V214H237ZM146 214V215H145ZM196 214V213H195ZM256 214H259V210H257V212H256ZM255 214V215H256ZM263 214V213H262ZM74 215V214H73ZM143 215L144 216H147V215H149L148 217H143ZM227 215V216H228ZM250 215H252V214H250ZM249 215V216H250ZM260 215V217L262 216L261 214H259ZM264 215V214H263ZM176 216V215H175ZM193 216V215H192ZM253 217H254V215H252ZM86 217H89V218H91V217H93V219L94 218H96L97 220L99 219V220H101V222L98 224H95V226H89L88 224H87V222H86V220L87 219H85L84 220V218H86ZM117 217H119V220L122 218V220H123V218L124 217H129V219L131 218L132 219V221H131V223H133V228H134V232H135V234H133V235H131V234H129L128 232H126L125 230H127V231H129V225L127 226L128 228L126 229H122V228H120L121 226L120 225H116L115 227L113 226V222H115V220L117 219ZM195 217V216H194ZM226 217V216H225ZM231 217V216H230ZM247 217H248V215H247ZM264 217V216H263ZM144 218V219H143ZM193 218V217H192ZM241 218H243V217H241ZM0 219H2L1 217H0ZM185 219H186V217H185ZM227 219V218H226ZM229 219V218H228ZM231 219V218H230ZM250 219V218H249ZM263 219V218H262ZM121 220V221H122ZM124 220H126V219H124ZM242 220V219H241ZM238 221V220H237ZM261 221V220H260ZM3 222V221H2ZM78 222V223H77ZM120 222V221H119ZM232 222H234V224H235V221H232ZM246 222V221H245ZM244 222V223H245ZM259 222V221H258ZM9 223H10V225H8V229L7 230H10V229H13V227L16 225V223L14 222V220H11V222H10V220H9ZM117 223H118V220H117ZM121 223V222H120ZM253 223V222H252ZM260 223V222H259ZM125 224H127V222L125 223ZM258 224V223H257ZM39 225V224H38ZM115 225V224H114ZM187 225V226H186ZM236 225H238V224H236ZM239 225H240V223H239ZM247 225H249V224H247ZM262 225V224H261ZM264 225V224H263ZM109 226H113L111 229H109ZM231 226V224L230 225H228L227 223L226 224H224V227H225V232L227 233V234H235V238H236V242H237V244L239 245V247H244V246H246L247 244H249V242L251 241V239L252 238H260V239H262V240H264V228H262L261 226L259 227L258 225L255 227L256 229H250V228H248L247 230H244V231H240V229L242 228V227H240V229L239 230H234L233 228H231L230 227ZM235 226V225H234ZM243 226H245V225H243ZM250 226V225H249ZM31 227V228H32ZM187 227V228H186ZM189 227H191L192 229H194V231H190V230H188V231H190V232H185L184 230L185 229H188ZM259 227V228H258ZM21 228V227H20ZM237 229H238V227H236ZM244 228H246V227H244ZM244 228H242V229H244ZM190 229V228H189ZM19 231H21V230H19ZM132 231V230H131ZM130 231V232H131ZM5 232V231H4ZM35 232V231H34ZM33 232V233H34ZM52 232H54V231H52L50 228H48V227H43V228H41V229H39L38 231H36L33 235H30L31 237H30V239L29 240H31V241H33V242H35L36 244H41L42 243V240L47 236V235H49L50 233H52ZM99 232V233H100ZM17 233V232H16ZM19 233V232H18ZM133 233V232H132ZM8 236V235H7ZM7 236H0V264H2V263H6L7 261L9 262V264H71V262H74V260H76V261H81V258L82 257H80V259L78 260V256L76 257L77 259H74L73 261L72 260H70V258H72L73 256H76V255H73L72 257H70V258H67V256H68V254H67V256L66 255H60L59 254V252H54V251H50L49 249V251L50 252H46V249H45V251L44 252H39L38 251V248H35V245H34V247H33V249H30V248H26V249H24V250H22L23 248H20V249H18L17 248V246H16V248L14 247V245L12 246V244L10 243V240H9V238L7 237ZM59 237V236H58ZM61 239V238H60ZM28 240V239H27ZM96 240V239H95ZM93 241V240H92ZM28 242V241H27ZM26 242V243H27ZM155 242V240L153 241V243ZM33 244V243H32ZM148 244V243H147ZM150 244V243H149ZM155 244V243H154ZM63 245L64 246H66L67 248H69V249H81V248H83L85 245L83 244V243H81L80 241H76V240H74V241H67V240H64L63 241ZM20 246V245H19ZM33 246V245H32ZM23 247V246H22ZM27 247V246H26ZM148 247V246H147ZM155 247V246H154ZM158 247V246H157ZM157 247H156V249H157ZM49 248V247H48ZM152 248V247H151ZM201 248V247H200ZM37 249V250H36ZM154 249V248H153ZM155 249V250H156ZM221 249V252H222V254L224 255H228L230 258H235V255H234V252H233V250H231V248H230V246L229 247H227L226 246V249H224L225 251H224V253H223V248H222V246L218 243V242H216V241H212L211 243H209L208 245H206L205 247H203V248H201V249H198V252L195 254V255H193L194 257H192V258H194L195 260H196V262H201L203 259H207L208 257H210V256H212L216 251H218V250H220ZM42 250V249H41ZM40 250V251H41ZM44 250V249H43ZM42 250V251H43ZM47 250V251H48ZM149 250V249H148ZM140 250H134V251H130L128 254L130 255V256H128L127 254H123L122 255V257L123 258H125L120 264H148V263H150V264H161L160 262H158L156 259H153V258H151V257H149V256H147L146 254H144V253H142V251H141V253H139L138 255H131V253L133 252V253H137V252H139ZM88 253V255H92V254H95V256H96V251H93L92 249H88V251H87ZM146 252V251H145ZM150 252V251H149ZM151 252L153 253V251L151 250ZM123 253V252H122ZM149 254H151V253H149ZM155 254V253H154ZM221 254V253H220ZM18 255H20V257H22V258H24L23 260H21L20 262H15V258H13V257H18ZM71 255V254H70ZM66 256V257H65ZM155 256V255H154ZM120 258H122L121 256H119ZM19 258V257H18ZM21 258V259H22ZM74 258V257H73ZM95 258V257H94ZM101 258V257H100ZM156 258V257H155ZM83 259V258H82ZM157 259H158V257H157ZM95 260H99V259H95ZM159 260V259H158ZM19 261V260H18ZM75 261V262H76ZM84 261V260H83ZM100 261V262H99ZM98 262H96L97 264H102V260L100 259ZM161 261V260H160ZM203 261H205V260H203ZM7 262V263H8ZM85 263V262H84ZM163 263V262H162ZM165 263V262H164ZM189 263V262H188ZM187 263V264H188ZM193 263V262H192ZM192 263H189V264H192ZM258 263H260V264H264V257H261V256H251V257H249L248 259H247V261H245V263H243V264H258ZM75 264V263H74ZM76 264H80V263H76ZM193 264H195V263H193Z\"/></svg>",
	"mask_w": 264,
	"mask_h": 264
},
{
	"label": "rangeland",
	"instance_id": "rangeland-1",
	"mask_svg": "<svg viewBox=\"0 0 264 264\" xmlns=\"http://www.w3.org/2000/svg\"><path fill=\"white\" fill-rule=\"evenodd\" d=\"M118 1L120 2V0H92V1H87L86 3H85V8L83 7L82 9H78V10H76V11H74V9H71V11H74V12H70L69 10L70 9H67V7H66V5H64V4H66V2L65 1H50V0H44L43 2H44V5H45V10H46V12L48 11V15H50L49 17H47V13H46V17L47 18H49V20H53V18H54V20L52 21V22H54L55 20H56V18H57V16L58 17H60V16H62V17H60V18H57V20L59 21V20H61V18H62V21H61V24H63V23H65V22H63V18L65 19V20H68V28H72V30H74V31H69L70 32V34H69V32L68 33H66L67 32V29L65 28V31L63 32V31H61V29H59V28H62L63 27V29L62 30H64V26L63 25H65V24H63L62 26L61 25H57V28L55 29L57 32L60 30L61 31V33H60V31L57 33V35H56V32L54 31V34L57 36V38L56 39H58L57 41H59L60 42V44H59V42H58V44H57V41L55 40L54 42H55V44L57 45V47H55L56 45H54L53 46V48L51 49L52 50V62L54 61V57L55 58H61V60L63 61V63H64V69H67V70H58V68H60V67H58V66H60L59 64H58V62H53V65H52V67L54 68V69H51V71H53V72H55V73H64V74H70L73 78H76V79H78V78H85L86 80L87 79H89V80H87V81H90V82H93V83H95V85H97L98 87H100L101 89H105V90H108V91H110V92H112V93H114V94H116L117 95V97H118V99H119V101H121L122 100V102H125L126 104V106H124V107H116L114 104H112V102H109V101H107V100H105V99H102L99 95H96V96H92L91 95V90L90 89H84V90H82V89H78L77 88V90H79V91H77V92H79V93H77L76 92V88L73 86V85H60V84H58V83H54V82H52V81H46V82H44V83H42V82H39V81H35L36 80V78H34V77H30V76H28L27 74H24V75H22V76H19L20 78H21V80H22V82L21 81H18L17 80V78H18V75H17V73L16 72H18V70H19V67H20V65H23V64H25L26 66L28 65V66H32V67H36V68H39L40 70H42V71H49L48 70V65L46 64V62H45V59H44V56L43 55H41V53L43 52V50H45V48H46V46L44 45L43 47L42 46H39V43H35L36 45H33L32 44V42H34L33 40V37L35 38V35L32 33V32H30L28 29H26V28H28V27H26L25 26V24H24V20H23V17L22 16H20L21 15V12H19V10H18V7H17V4H15V5H13L12 3L10 4V6L12 7L10 10H8V11H6V12H0V33H2L1 34V36H2V43H1V47H2V54H3V61H4V59L6 60V61H8L7 63H6V61H4L3 62V66H4V68L5 69H7V67L9 66V68H11L12 67V65L11 64H18V63H20V65H18L17 67H15V69H14V71H13V75H11V77L10 78H12V80H10V79H2V80H0V82L2 81V85L4 86V89H6L7 87L9 88L10 86L13 88V90H17L18 92H19V90H20V93H22V92H24L25 90H26V88H27V92H26V94L29 92V90L31 91V92H29L30 93V95H29V93H28V95L29 96H27L25 99H27L28 101H29V103H22V107H25V108H28V107H32V109H31V115H32V117H23L22 119H20V122L17 124V125H14L13 123H12V125H11V123L10 124H8L9 122L8 121H10V120H13L12 118H13V114H10V116H8L7 117V115H9L8 113H10V110H11V113H12V109H7V108H5L4 110H3V113H5V114H3L4 115V117H6L5 119H4V117L2 116V119H4L3 121L5 122H3L2 121V119H0V124H2L1 122H3L4 124H2L3 126L5 125L6 126V128L9 130V131H13V132H18L19 131V129H21L22 127H23V125L25 124V123H27V124H30L31 125V127L33 128V131H34V136H35V139L38 141V143H39V145L41 146V148L43 149L42 151V153H43V161H44V163L46 162V164L48 163L47 162V160L48 161H50L51 163H52V165L54 164V166L53 167H49V169L51 170V174H53L55 177H61L62 176V174H64V172L66 173V163L63 161V159H61V155H62V152H61V150L60 149H62L60 146H59V144H58V142H60V141H62V138L59 136V135H57L56 133H55V131H54V128L53 127H56V126H59V127H63L62 129H64V130H69V132L71 133V135H73V136H71V140L72 141H74L75 140V144L71 141V145H73V146H76L77 144H79L80 146H82V144L84 145H86L87 144V142H89L90 141V143L88 144L89 145V147H90V145H91V147L90 148H92L91 149V153H92V158H93V163H95L94 165L97 167H95L96 168V171H95V173H94V177L96 178L95 180H93V183L91 184V186H90V188L88 189V194L91 196V201H93V202H91V205H93V204H95L94 206H95V209H98V207H101L100 209L101 210H104L105 208V210H112V209H114V211H118V210H120V209H122V207H123V203L125 202V200H126V198L124 197V196H121V202H120V204L118 205V206H116L115 208L114 207H111V205H109V204H107V203H109V202H107V200H109L110 198H111V192H112V196H113V191H115V188H116V186H117V184H116V182H115V180L114 179H116L117 177H118V179H119V192H122L123 190H124V176L127 174H130V173H135L136 175H137V178H139V182L141 181V189L143 190L144 188L143 187H145V185L147 184L148 186H147V188H149L150 186V184L151 185H154V181H152L151 180V178H148V179H146L147 177H146V174L148 173L147 172V170H146V168L152 163V162H154V159H158L157 160V162H155L154 164H156V166H158V169L160 168V166H164V163H169V164H171V165H174L175 166V169H176V166L177 165H180L181 166V163L183 164L181 167H180V170H179V168H178V170L179 171H181V172H183V175H191L192 174V171H191V167H190V169L188 168L189 166H190V164L189 163H191L192 162V160L194 159H191L190 157H192V154L193 153H200V154H203V153H205V154H211V153H215V152H219V150L218 149H214L213 148V146L212 145H208L207 146V148L206 149H203V148H201V145H199V146H196L197 147V149H193L192 148V145H189V144H183L182 143V145L180 144V142H177V138L179 137V138H182L183 136H185V137H192V135L190 136V135H188V132L190 131V129H195V128H200L199 129V131H201V133H203V132H206V131H209V129H212L213 128V122H215L214 120L216 119V120H218V119H220V118H223V116H225L224 115V113L223 114H221L219 117H217L216 115H210V116H208V118H205V119H201V120H199V121H201V123H199V122H197V119H200L199 117H194V118H192L191 120H188V122H186V124L184 123H182V121L180 122V121H169V122H166L165 121V118L167 117V114L168 113H170L171 111H172V109H171V107H169L173 102H171L170 103V101L169 100H171V101H173L172 99L174 98L173 96H175V95H171V93L172 94H174V92L172 91V90H170L169 89V91L167 92H164V94L165 95H160V94H163V92L162 93H159V95L158 94H156V95H154L153 97H152V95H153V93H152V87L151 86H149L150 85V83L152 82V81H150V80H148L143 86L139 83V82H137V81H135V83H136V85L138 86V83H139V85H141L140 86V88H141V90H143V91H136L135 92V90H134V88L132 87V86H130V85H128V86H126V85H123V83H122V79H120V78H114L109 72H108V70H107V67L110 65V63H112V59H111V56L112 55H114V58L115 57H117L118 59L120 58V55L123 53V55L125 56V57H127V58H122L123 57V55H121V60H122V62H121V60L119 59H117L116 58V61H117V63L116 64H118V65H122V64H124V65H122V66H125V65H127V63L128 64H130L129 63V61L132 63V64H134L135 63V61H136V63L138 62V58H137V56H138V52H139V50L137 49V50H135L134 51V49L135 48H131L130 46L131 45H133V44H129L128 43V39L125 37V32L121 29H117V31L115 30H107V32H106V37H105V33H104V35L102 34V32H105V29H102V28H99V27H94L93 25H92V23H90V22H92V18H93V15L94 14H91V13H93L92 12V10L94 11V9H95V11H98V12H95V13H99V15H100V11H101V15L104 17V16H106V15H104L106 12L108 13H110V12H112L113 10H114V8L117 6V4H118ZM228 1V0H227ZM226 1V7L227 8H235L236 7V4H234V3H236L235 1L236 0H234L232 3H230V4H228V2ZM49 2V3H48ZM63 2V3H62ZM85 2V1H84ZM92 4H91V3ZM137 2V3H136ZM132 6L134 7V6H138L139 5V3L140 2H138V1H136ZM45 3H47V4H45ZM113 3H115L116 4V6H115V4H113ZM165 3H166V1H165ZM50 4V5H49ZM58 4V5H57ZM88 4H90V6L88 5ZM53 6V8L54 9H56V11L52 8V6ZM63 7H62V6ZM112 5H113V7H112ZM221 5H222V2H221ZM49 8H48V7ZM51 6V7H50ZM56 8H55V7ZM58 6V7H57ZM90 7L91 8V12H90V16H92V17H90L89 19H91V21L89 20V19H87L88 21H90V22H88V25L87 26H85V28H83L82 29V34L80 33V31L78 30V28L77 27H75V26H77L76 24H79V22L81 23V21H82V19H83V15H81L79 12H80V10L82 11L83 9H86V7ZM91 6H93V7H91ZM217 6H219V7H217ZM217 6H211L210 4H209V2H207L206 3V9L209 11V12H214V11H216V10H218L219 8H220V5H217ZM109 7V8H108ZM244 7H246V6H244ZM248 7V6H247ZM52 10H51V9ZM58 8H61V11H63V9L62 8H64V10H65V8H66V11H67V13H69V16L71 15V17L69 18V16H67V14H63L62 15V13H61V15L60 14H58V13H60V9H58ZM94 8V9H93ZM106 8V9H105ZM111 8V9H110ZM155 7H151L150 9L151 10H155L154 9ZM170 7L168 6V7H166V10H168ZM48 9V10H47ZM100 11H99V10ZM107 9H109V10H111V11H109V10H107ZM51 10V11H50ZM57 10H59V12L57 11ZM18 11V12H17ZM54 11V12H53ZM77 11H79V12H77ZM85 11V10H84ZM83 11V12H84ZM52 14H51V13ZM56 13H57V16H56ZM77 13V14H76ZM103 13V14H102ZM108 13V14H109ZM53 14H55V15H53ZM74 14H76V16L74 15ZM215 13H213L212 14V16L214 15ZM53 15V16H52ZM100 15V16H101ZM152 15H154V14H152ZM52 16V17H51ZM56 16V17H55ZM64 16V17H63ZM66 16V17H65ZM77 16H81L80 17V19L81 20H78L79 19V17H77ZM219 16V15H218ZM45 17V18H46ZM77 17V18H76ZM152 18H154L153 16H151ZM151 17H149V18H147L148 20H146L145 22H150L151 23V25H150V23L147 25V26H144V24H143V27L141 28L142 30H145L144 32H142L141 30H137V31H135V33L136 32H141V33H144V34H148V35H151L150 37H152V36H157V34H158V36L159 35H161V33L162 32H160V31H158V32H155V29H154V22L153 21H150V20H154L156 17H158V15H155V18L154 19H152ZM209 17V16H208ZM66 18H68V19H66ZM75 18V19H74ZM20 19H22V20H20ZM73 19V21H71V20ZM158 21H160L159 20V18H156ZM155 19V20H156ZM209 19H211V21H214V20H212L213 18L212 17H210ZM48 20V19H47ZM69 20L71 21V22H69ZM76 20V23H73L74 21ZM79 22H78V21ZM21 21V22H20ZM140 21H142L143 22V20H140ZM140 21H138V22H136L135 24H137V23H139L137 26H135V28L136 27H138L139 25H140ZM19 22H20V24H19ZM63 22V23H62ZM163 22H165V21H163ZM57 23V22H56ZM144 23V22H143ZM166 23V22H165ZM74 25V27H72L73 25ZM89 24H90V26H89ZM135 24H133V26L135 25ZM153 24V25H152ZM71 25V26H70ZM208 25L209 26H207L208 28H207V31L205 32L206 34H201V35H199L196 31V34H198L197 36H198V38H199V36H200V38L202 39V40H200V44H203L204 43V37L208 34V33H210L211 31H212V29H211V26H216V24L215 23H211V25L208 23ZM60 26V27H59ZM89 26V27H88ZM131 27V29L132 30H134L133 28L134 27ZM24 27H26V28H24ZM92 27H93V29H92ZM91 28V29H90ZM97 28V29H96ZM146 28V29H145ZM148 28V29H147ZM150 28H151V30H150ZM210 28V30H208ZM215 28V27H214ZM25 29L27 30L26 32H25ZM59 29V30H58ZM87 29V30H86ZM100 29L102 30V31H100ZM76 30V31H75ZM92 30V31H91ZM104 30V31H103ZM153 30V31H152ZM79 31V32H78ZM86 31V32H85ZM97 31V32H96ZM100 31V32H99ZM119 31H120V33H122L123 35H120L119 36ZM209 31V32H208ZM30 32V33H29ZM74 34L75 32H78V33H75L74 35L72 34V33ZM88 32H90L91 34H89ZM94 32V33H93ZM108 32H109V34H108ZM116 32L118 33L117 35H116ZM155 32V33H154ZM160 32V33H159ZM199 32V31H198ZM20 33V34H19ZM32 33V34H31ZM53 33V32H52ZM63 33V35L65 34V37L67 38V40L65 39H63L62 37H64L63 35H61ZM81 34V35H78V34ZM88 33V34H87ZM111 33V34H110ZM164 33H168V32H164ZM200 33V32H199ZM32 35L31 37H29V35ZM58 34H59V36H58ZM66 34H67V36H66ZM125 34V35H124ZM152 34H154V35H152ZM156 34V35H155ZM6 35V36H5ZM60 35L62 36V37H60ZM72 37H71V36ZM84 35V36H83ZM102 35V36H101ZM209 35V34H208ZM46 36V35H45ZM49 36H51V34H49ZM52 36H53V34H52ZM81 36V37H80ZM104 36V37H103ZM112 36V37H111ZM242 36V35H241ZM240 36V37H241ZM7 37V38H6ZM9 37V38H8ZM69 37V38H68ZM70 37L71 38H75L74 39V41H73V39H70ZM77 37V38H76ZM94 37V38H93ZM239 37V38H240ZM98 38V39H97ZM105 38V39H104ZM110 40H109V39ZM113 38V39H112ZM239 38H237V40L239 39ZM8 39V40H7ZM47 39V38H46ZM63 39V40H62ZM84 39V40H83ZM107 39V40H106ZM11 40V41H10ZM45 40V39H44ZM69 40L71 41L70 43H69ZM78 40V41H77ZM111 40H113L112 42H111ZM117 40V41H116ZM236 40V41H237ZM65 41H67V42H65ZM83 41V42H82ZM98 41V42H97ZM101 41H103L102 43H104L103 45H102V43H101ZM105 41H106V43H107V41H108V43L109 44H111V45H109L108 43L106 44L105 43ZM110 41V42H109ZM116 41V42H115ZM203 41V42H202ZM16 42H17V45H16ZM44 42V41H43ZM47 42V43H46ZM46 42H44V43H46V44H49L48 43V41H46ZM65 42V43H64ZM77 42H79V43H77ZM81 42V43H80ZM115 42V43H114ZM202 42V43H201ZM13 43V44H12ZM21 44V46L23 47V49L21 50V48H20V44ZM43 43V44H44ZM63 43H64V46H63ZM73 43V45H70L69 46V44H72ZM83 43V44H82ZM112 43H114V44H112ZM117 43V44H116ZM120 43V44H119ZM7 44V46H4V45H6ZM80 45V47H78V45ZM89 44V45H88ZM98 44V45H100L99 46V48L96 46V45ZM74 45H77V47H75ZM82 45V46H81ZM107 47H106V46ZM129 45V46H128ZM159 45V44H158ZM4 46V47H3ZM69 46V47H68ZM95 46V47H94ZM104 47V48H101V47ZM108 46H111V48L113 49V51L111 50V52H110V49L111 48H109ZM157 46V44H154V46H153V44L151 45V47H153L152 48V50L153 49H155V47ZM202 46V45H201ZM32 47H34V48H32ZM60 47V48H59ZM72 47H74L75 48V50H77V52L73 49H71ZM84 47V48H83ZM198 47V46H197ZM18 48H20V49H18ZM44 48V49H43ZM64 48V49H63ZM70 48V49H69ZM78 48V49H77ZM93 48V49H92ZM115 48L117 49V48H120V50L119 49H117V51L115 50ZM67 49V50H66ZM81 49V50H80ZM82 49H84V51H82ZM87 49H89V50H87ZM126 49L128 50V51H126ZM132 49H133V52H132ZM201 49V48H200ZM199 49V50H200ZM17 50V51H16ZM19 50V51H18ZM21 50V51H20ZM38 50V51H37ZM78 50H80L81 52L79 53L78 52ZM123 50H125V51H123ZM217 50V51H216ZM8 53L7 55H6V53ZM61 51V56L59 57V56H55V53H59ZM71 51H73V52H71ZM77 53V54H82L81 56H82V58L81 57H79V58H81L82 60H84L83 62H82V60L80 61V62H78V61H75L74 60V57L76 58V56L78 57V55L75 53V52ZM115 51L117 52V53H119V54H117V53H115ZM121 51V52H120ZM130 51V52H129ZM33 52H35V54L36 55H41V56H39V57H34L35 58V61H33L31 58H29L30 57V55L33 53ZM71 52V53H70ZM84 52H86L85 54H84ZM125 52V53H124ZM127 52V53H126ZM129 52V53H128ZM137 53V54H135V53ZM147 52H148V49H147ZM154 54L152 55V56H150L151 58L153 57V59L155 60L156 58H158L157 56H159L160 54L159 53H161L162 52V50H160L158 53H157V50L155 49L154 51ZM156 52V53H155ZM197 52V53H196ZM220 53L221 51L220 50H218L217 48L215 49V53ZM75 53V54H74ZM96 53H98V54H96ZM108 53H109V55H108ZM111 53H112V55H111ZM131 53H134V55H137V56H132L131 55ZM149 54H152L150 51L148 52ZM192 53V52H191ZM199 53V51L197 50V48L195 49V54H193L192 56H191V60L192 61H195V62H197V63H201V62H198V61H200V59H201V61H203V59H202V57L200 56V53ZM34 54V55H35ZM127 54V55H126ZM128 54H129V56H128ZM156 54V55H155ZM221 54L223 55V53L221 52ZM111 55V56H110ZM8 56V57H7ZM130 56H132V58H130ZM154 56H156V57H154ZM6 57V58H5ZM23 57V58H22ZM72 57H73V59H72ZM149 57V59H151ZM98 58L103 62V64H105V65H103V67L102 68H100V67H98V69H97V67H96V60H98ZM135 58V59H134ZM194 58V59H193ZM200 58V59H199ZM69 59V60H68ZM130 59V60H129ZM132 59H134V60H132ZM159 59V58H158ZM160 59H161V57H160ZM199 59V60H198ZM32 60V61H31ZM128 62H127V61ZM24 61V62H23ZM31 61V62H30ZM111 61V62H110ZM75 62V63H74ZM82 62V63H81ZM108 62H110L109 64H108ZM121 62V63H120ZM6 63V64H5ZM23 63V64H22ZM28 63V64H27ZM31 63V64H30ZM78 63V64H77ZM120 63V64H119ZM135 63V64H136ZM151 63H153V61H151ZM74 64H76V65H74ZM107 64H108V66H107ZM71 65V66H70ZM115 65V64H114ZM11 66V67H10ZM56 66H57V68H56ZM18 68V70H16ZM56 68V69H55ZM16 70V71H15ZM102 70V71H101ZM7 71V70H6ZM62 71V72H61ZM67 71H69V72H67ZM77 71V72H76ZM108 72V73H107ZM151 72H152V70H151ZM177 71H175L174 70V72L173 73H176ZM180 72V71H179ZM108 74V75H107ZM125 75L126 74H128L126 71H125V73H124ZM77 75H79V76H77ZM127 76H130V74H128ZM214 77H215V75H213ZM20 78H18L19 80H20ZM14 79H16V82L15 81H13ZM6 80H10V81H6ZM96 80V81H95ZM24 81V82H23ZM6 82V83H5ZM8 82H10V83H8ZM12 82H13V84H12ZM18 82H20L21 84H23V85H25V86H21V84H19ZM150 82V83H149ZM15 83V84H14ZM17 83H18V85H17ZM37 85H36V84ZM148 83V84H147ZM8 84V85H7ZM34 84H35V86L36 87H32L31 88V86H34ZM40 84V87H42L43 85H45V86H43L42 87V89L38 86ZM50 84V85H49ZM219 84H222V81L219 79V80H216L213 84H212V86L210 85V84H206L205 85V88H206V92H204V93H202V92H197V94L195 95V96H193L194 98H192L191 99V101L187 104V105H185V106H183V105H181L182 106V108L180 109V110H178V111H176V112H174V114H179L181 111H183V110H191V111H193V112H196L197 111V109L198 108H200V106H196V105H198L197 103H199V104H201L203 101L204 102H206V104L208 105V106H216V103H215V101L213 100V101H211L210 100V98L209 97H214V95H215V93H217V92H219L218 90H220V89H218L217 88V90H215L216 89V87L219 85ZM15 85V86H14ZM17 85V86H16ZM27 85V86H26ZM145 86V87H144ZM149 86V88H147ZM214 86H215V88H214ZM17 87H19L20 89H16ZM23 87H24V89H23ZM30 87V88H29ZM45 87V88H44ZM124 87V88H123ZM139 87V86H138ZM34 88H38L37 90L36 89H34ZM41 89V91H40V89ZM48 90H47V89ZM57 88V89H56ZM144 88V89H143ZM9 89H11V88H9ZM23 89V90H22ZM29 89V90H28ZM33 89V90H32ZM45 89V90H44ZM150 90V91H148V90ZM213 89V90H212ZM21 90H22V92H21ZM38 91V93H39V95H37L36 93L37 92H35V91ZM44 90V91H43ZM47 90V91H46ZM53 91V93L52 92H49V91ZM64 90V91H63ZM147 90V91H146ZM66 91V92H65ZM71 91V92H70ZM147 93V92H149V93H145V92ZM34 92V93H33ZM55 92V93H54ZM68 92V93H67ZM88 92H90V93H88ZM144 92V93H143ZM152 93V95H151V93ZM170 92V93H169ZM191 92V91H190ZM223 92V91H222ZM228 92H233V93H236L238 96V99H237V101H239V104L238 105H236L237 107L239 106V108L244 112V113H246L245 115H247L248 116V118H252V119H264V113L262 112V110L261 109H263L264 108V97L263 96H261L262 94H260V93H253V92H238L237 90H230V91H228ZM31 93H33V94H31ZM47 93H49V94H47ZM56 93H58V94H56ZM62 93V94H61ZM75 95H74V94ZM76 93L78 94V95H76ZM220 93V92H219ZM45 94V95H44ZM53 94H55V95H53ZM73 96H72V95ZM87 94V95H86ZM148 94H149V96L150 97H148ZM33 95V96H32ZM39 96V97H37V96ZM41 95V96H40ZM62 95V96H61ZM67 95V96H66ZM80 95V96H79ZM168 95V96H167ZM171 95V96H170ZM44 97V99H48L49 97L51 98H53V100H55V101H57V100H59L60 101V103H61V105L62 106H59L60 105V103L57 101V102H55V105H54V103H52V99H46L49 103L51 102L52 104L50 105L48 102H47V104L45 103L46 102V100H45V102H44V99H43V97ZM47 96V97H46ZM55 96H56V98H55ZM70 96H71V98H70ZM77 96V97H76ZM79 96V97H78ZM157 96H159V97H157ZM161 96V97H160ZM32 97L34 98V99H36V102H37V98H39L38 99V103L36 104V102H35V100L34 99H32ZM62 97V98H61ZM64 97V98H63ZM65 97H67V98H65ZM72 97H73V99H72ZM81 97H83V100H79V99H82ZM93 97V98H92ZM139 97V98H138ZM149 99H148V98ZM173 97V98H172ZM260 97V98H259ZM58 98H60V99H58ZM70 98V99H69ZM79 98V99H78ZM84 98H86V99H88L87 100V103H95V104H97V103H99V105H100V108L98 109V112H97V114H95L98 118H96V116L93 114L92 115V117H94V118H92V117H89L88 115H85L84 116V114L82 113V112H80V110H78V107L76 106V104H74V102L75 101H82V102H84L85 101V99ZM126 98V99H125ZM156 98V99H155ZM157 98H158V100L159 101H166V102H168V103H170V105H168L167 107H164L163 108V106L160 104V102L157 100ZM169 98H171V99H169ZM259 98V99H258ZM31 99V100H30ZM43 99V100H42ZM63 99H65V101L63 100ZM72 99V101H70ZM94 99V101H92ZM95 99H96V101H95ZM162 99V100H161ZM164 99V100H163ZM167 99H169L168 101H167ZM40 100V101H39ZM42 100V101H41ZM69 102H68V101ZM132 101V102H130V101ZM151 100V101H150ZM155 100V101H154ZM176 99H174V102L175 103H177V102H180L178 99V101L176 100ZM247 100V102L245 103V104H243L242 105V101H246ZM6 101V100H5ZM9 101H11V97L9 98ZM156 101H158L157 102V105L155 104L156 103ZM196 101V102H195ZM32 102H35V103H33L32 105H31V103ZM41 102V103H40ZM44 102V107L43 108H46V109H44L43 110V108H42V103ZM54 102V101H53ZM64 102V103H63ZM86 102V101H85ZM102 102V103H101ZM130 102V103H129ZM153 102V103H152ZM263 102V103H262ZM58 105H57V104ZM66 103V104H65ZM167 103V104H168ZM191 103V104H190ZM209 103V104H208ZM25 104H26V106H25ZM36 104V105H35ZM64 104H65V109H63L64 108ZM67 104H68V106L69 107H67ZM128 104V105H127ZM195 104V105H194ZM260 104V105H259ZM5 105H7L8 106V104H5ZM30 105V106H29ZM73 105V106H72ZM135 105V106H134ZM160 105V106H159ZM191 105V106H190ZM194 105V106H193ZM255 105V106H254ZM39 106V107H38ZM47 106H51L50 108H47ZM57 106V107H56ZM225 105H223V104H221V107H224ZM263 106V107H262ZM35 107V108H34ZM62 109H61V108ZM70 107H74V109L73 108H70ZM194 107V108H193ZM38 108V109H37ZM41 108H42V110H41ZM56 109V113H54L53 112V110L55 111V109ZM62 110H60V109ZM69 108V109H68ZM76 108V109H75ZM71 109V110H70ZM223 109H225V108H223ZM244 109H246V110H244ZM45 110L48 112V113H51V114H48L47 112H45ZM59 110V111H58ZM77 110V111H76ZM169 110V111H168ZM35 111L37 112V113H35ZM61 111V112H60ZM73 111V112H72ZM76 111V112H75ZM39 112V113H38ZM41 112H42V114H41ZM43 112H44V114H43ZM59 112V113H58ZM65 112V113H64ZM70 112H71V114L72 115H70ZM80 112V113H79ZM120 112V113H119ZM248 112V113H247ZM68 113V114H67ZM35 114H37V115H35ZM47 114V115H46ZM56 114V115H55ZM59 114V115H58ZM75 114H77V115H75ZM100 114V115H99ZM258 114V115H257ZM262 115L263 114V117H260L259 115ZM39 115V116H38ZM42 115L43 116H47V117H44V118H42ZM48 115H50V116H52V117H48ZM58 115V116H57ZM61 115V116H60ZM65 115L67 116V118L65 117ZM111 115V116H110ZM37 116H38V118H37ZM41 116V117H40ZM64 117V119H66V120H64V119H62L63 117ZM69 116H73V117H69ZM78 116V117H77ZM84 116V117H83ZM11 117V118H10ZM35 117V118H34ZM56 117H58V118H56ZM68 117L70 118V119H68ZM76 117V118H75ZM89 117V118H88ZM101 117V118H100ZM259 117V118H258ZM50 118V119H49ZM81 119L82 121H83V118H85L84 120H85V123H89V124H91V125H87V124H85V123H83V126H86L84 129H85V131L83 132V133H81V132H79V131H77L76 130V121L78 120V119ZM88 118V119H87ZM90 118L92 119V121L95 123V122H97L99 119H101V120H99L100 121V123L101 124H99V122L98 123H96V124H93L92 123V121H90ZM140 118V119H139ZM211 120H210V119ZM35 119V120H34ZM40 119H42V120H40ZM72 119V120H71ZM73 119H74V121H73ZM76 119V120H75ZM87 119V120H86ZM139 120V121H141V123H140V127L142 128V130H141V128H140V130H141V132H140V130H139V132H136L134 129H133V127H131V128H129V131H127V130H125L124 128H122L121 127V124L122 123H135L136 122V120ZM27 120H29V121H27ZM39 120V121H38ZM107 120V121H106ZM137 120V121H138ZM205 120L207 121V122H205ZM213 120V121H212ZM225 120V119H224ZM223 120V124L224 123H226V124H228L227 126L226 125H223V126H225V127H223V137H242V135H243V137L244 138H255V137H259V134L260 133H262V131H260V130H257V129H255V128H251V127H244V126H240V125H238V123L237 122H230V121H227V120H225L224 121ZM72 121H73V125L75 126H73L72 125ZM90 121V122H89ZM33 122V123H32ZM75 122V123H74ZM84 122V121H83ZM197 122V123H196ZM220 122H222V121H220ZM36 123V124H35ZM199 123V124H198ZM209 123V124H208ZM71 124V125H70ZM7 125L8 126H10V127H7ZM14 125V126H13ZM39 125V126H38ZM95 125H96V128H97V130H96V128H95ZM144 126V128H143V126ZM35 126V127H34ZM90 126H91V128H90ZM231 126H233V127H231ZM99 127V128H98ZM208 128V130H207V128L206 129H203V128ZM234 127H237V129H238V131H237V133L240 135V132H241V134L242 135H238L237 133H234V135H236V136H233V132H232V134H231V132L229 131V129L230 130H232ZM11 128V129H10ZM95 128V129H94ZM163 128H167L168 130H170V132H171V134H172V138L171 137H166L165 136V134H164V131H163ZM187 128V129H186ZM185 129V130H184ZM98 131V133L100 134H98V133H96V131ZM88 131V132H87ZM90 131V132H89ZM149 131V132H148ZM185 131V132H184ZM227 132V133H226ZM87 133V134H86ZM93 134L92 136H91V134ZM138 133H140V134H138ZM153 133V134H152ZM245 133V134H244ZM81 134H84V135H81ZM127 134H129V135H127ZM183 134V135H182ZM85 135H89L90 136V139L91 140H86L85 141V139L86 138H84L85 137ZM99 135V136H98ZM182 135V136H181ZM238 135V136H237ZM82 136V137H81ZM97 136H98V138H97ZM129 136V137H128ZM134 136H136V137H134ZM149 136V137H148ZM73 137V138H72ZM91 137H96L97 139H100L99 137H102V138H104V139H100V140H97V139H95L94 140V138H91ZM134 137V138H133ZM150 137H152V139L150 138ZM128 138H129V140H128ZM136 138V139H135ZM139 138V139H138ZM81 139V142L79 141ZM93 139V140H92ZM147 139H149V140H151L150 142H149V140H147ZM83 140V141H82ZM97 140V141H96ZM101 140H103V141H101ZM109 140V141H108ZM125 140H128V142L129 143H127L128 145H126V144H123V143H125ZM132 140H134L133 142H132ZM176 140V141H175ZM78 143H77V142ZM104 141L105 142H115L117 145H119V146H121V151L118 153V154H113L112 152L110 153V150H108L107 149V147L105 148V145H104ZM172 141H173V143H172ZM174 141L176 142V143H174ZM83 142V143H82ZM86 142V143H85ZM92 142V143H91ZM98 142H101L102 144H100V143H98ZM112 142V143H113ZM135 142V143H134ZM137 142V143H136ZM160 142V143H159ZM95 143H96V145L97 146H95ZM134 143V144H133ZM132 144V145H131ZM136 144H138V145H136ZM146 144V145H145ZM173 144H176V145H174L173 146ZM87 145V146H88ZM100 146V149H101V147L103 148V149H101V152H99L98 151V147ZM125 145V146H124ZM135 145L136 146H138V148H135ZM169 145H170V147H172V148H169L168 149V147H169ZM78 146V145H77ZM95 146V147H94ZM133 148H132V147ZM177 146V147H176ZM178 146H180L181 148H178ZM194 146V145H193ZM60 147V148H59ZM94 147V148H93ZM97 147V148H96ZM162 147H164V148H166L167 147V150H161L162 149ZM105 148V149H104ZM131 148V149H130ZM147 148V149H146ZM107 149V150H106ZM138 149V150H137ZM146 149V150H145ZM158 149V150H157ZM61 152H59V151ZM93 150V151H92ZM135 150V151H134ZM176 152H175V151ZM108 151V152H107ZM137 151V152H136ZM138 151H139V153H138ZM142 151V152H141ZM144 151H145V153H144ZM153 151V152H152ZM164 151V152H163ZM178 151V152H177ZM45 152V153H44ZM97 152H98V154H97ZM149 152H150V155H149ZM172 152H174V153H172ZM103 153V154H102ZM107 153V154H106ZM148 155H147V154ZM129 155L130 154V156H131V158L129 157V156H126V155ZM101 155V156H100ZM102 155H104V156H102ZM116 157H115V156ZM146 155V156H145ZM169 155H171V156H169ZM110 156V157H109ZM114 157V158H112V157ZM148 156V157H147ZM151 156V157H150ZM167 156V157H166ZM51 157V158H50ZM109 158V160H108V158ZM118 157V158H117ZM129 157V158H128ZM134 157V158H133ZM160 157V158H159ZM163 159H162V158ZM167 158V161H166V158ZM100 158V159H99ZM107 158V159H106ZM128 158V159H127ZM141 158H142V161H141ZM145 158H147V160L145 159ZM148 158H150V159H148ZM178 160H176V159ZM103 159V160H102ZM132 161H131V160ZM160 159V160H159ZM163 160V162H162V160ZM164 159H165V161H164ZM60 160V161H59ZM114 160V161H113ZM116 160V161H115ZM121 160V161H120ZM124 160V161H123ZM130 160V161H129ZM169 160V161H168ZM174 160V164H173V161ZM144 161V162H143ZM149 162V165H148V162ZM152 161V162H151ZM172 163H171V162ZM175 161H176V163H175ZM60 162V163H59ZM64 162V163H63ZM130 162H132V163H130ZM139 162V163H138ZM50 163V164H51ZM100 163V164H99ZM129 163V164H128ZM138 163V164H137ZM224 164H223V168H221V170H223V172H225V174H224V176H228V175H231V172L233 171V170H236L237 168H238V165L239 164H241V163H243V160H241L240 159V157H235V158H230V159H228V160H226L225 162H223ZM50 164L48 163L47 164V167L48 166H50ZM116 164H119V165H122L123 164V166L125 165V167H124V169L122 170V172L120 173V174H117V169H116V167L115 166H117ZM141 164V165H140ZM147 165V167L145 166H143V165ZM162 164V165H161ZM176 164V165H175ZM45 165V164H44ZM126 165H128V167H126ZM130 165V166H129ZM140 166H141V168H140ZM83 167H85V165L83 164ZM114 167V168H113ZM145 169V171H142L141 169H143V168ZM260 167V166H259ZM258 167V168H259ZM56 168V169H55ZM260 168H262V166L260 167ZM115 169H116V171H115ZM135 169V170H134ZM157 168L155 169V170H158ZM7 170V171H6ZM190 170V171H189ZM84 171V169H81V171L79 170V173L81 172H83ZM220 171V169L217 171V172H219ZM262 171H264V169H262ZM7 172V173H6ZM48 172V171H47ZM217 172H215V173H213V176L217 173ZM22 173H26L25 175L24 174H22ZM36 173V174H35ZM35 173H33L32 175H34L35 174V176L36 175H40V174H42L43 172H35ZM59 173V174H58ZM61 173V174H60ZM188 173V174H187ZM264 173V172H263ZM16 174V175H15ZM14 175H12V173H11V171H10V169L8 168V167H3L2 165H0V188L3 186V184L5 185V183L6 182H9V181H12V180H15V179H20L21 178V182H20V184H22V182L24 183V184H26L25 182H28L29 180H31V181H33L34 182V176H31V174L29 175V173H27V172H25L24 170H20L19 172H17V173H15ZM9 175V176H8ZM10 175H12V176H10ZM21 175H23V176H21ZM27 175H28V177L29 178H27ZM58 175V176H57ZM61 175V176H60ZM115 175H117V177L115 176ZM19 176V177H18ZM10 179H9V178ZM14 177H16L15 179H14ZM77 176H75V175H73L72 176V178L71 177H69L68 178V180H66V181H63L61 184L62 185H60V186H58V187H56V188H54V187H51V188H49L48 186H49V184H47V186L45 185L44 187L43 186H35L34 187V192L32 193L33 195L31 196V198L33 197L34 198V195H36V193L39 191V189H47L48 191H49V193H50V195L44 200V201H41V200H37V199H34L33 200V204L34 205H36V207H38L37 209L38 210H40L39 211V213L41 214L39 217H40V221L38 220L35 224H36V226H31V223H29V221L26 219V217H24L22 214L24 213V212H22L19 208H17V207H12V209H11V211H9V212H3V211H0V217L2 218V219H0V236L2 237V236H7L8 238H9V240H10V243L12 244V246L14 245V247L16 248V246H17V248L18 249H20V248H23L22 250H24V249H26V248H30V249H33V247H34V245H35V248H38V251L39 252H44L45 251V249H46V252H50V251H54V252H59V254L60 255H66L67 256V254H68V256H67V258H70V257H72L73 255H76V256H73L72 258H70V260H74V259H77L78 258V260L80 259V257H82L81 258V261L79 260V261H76V260H74V262H71V264H76V263H80V264H97L96 262H98L100 259L102 260V264H120L125 258H123L122 257V255L123 254H127L128 256H130L128 253L130 252V251H134V250H140L139 252H137V253H131V255H138L139 253H141V251H142V253H144V254H148L147 256H149V257H151V258H153V259H156L158 262H160L161 264H187L188 262L189 263H192V262H194L195 261V259L194 258H192V257H194L193 255H195L197 252H198V249H201V248H203V247H205L206 245H208L209 243H211L212 241H216V242H218L221 246H222V248L223 247H226V246H230L232 249H233V251H234V253H236L237 254V256H236V258H234V259H232V258H230V257H228V256H226V255H223V254H220L221 253V249L220 250H218V251H216L212 256H210V257H208L207 259H203V260H205V261H201V262H196L195 264H241L240 263V261L245 257V256H247V257H251V256H249V255H247V254H244L243 255V252L241 251V250H239V249H237V247H236V242L235 241H227V240H225V239H223V236H221L222 234V231H223V226L222 227H220V228H218L217 230H216V236H214L213 238H209V239H203V240H196V241H193L191 244H189L188 246H186V249H184V250H180V241L178 240V238H174L175 236H173L172 234H168V233H162V231L160 230V228L158 227V223H154V226H153V228L151 229V230H149V232L147 233V241L143 244V245H141V246H139V247H137V248H130L129 247V244H128V242L126 241V240H124V239H121L120 241H119V249L118 250H116V251H112L109 247H106V246H104V245H102V243L99 241V237L101 236V232L99 233L98 231H89L87 234H85L84 236H82V237H80V238H74V236H73V233H74V229L76 228V225H75V221H73V220H71L70 221V218L72 217V216H77V214H76V212L78 213L81 209H82V207H79V206H83V204H81L80 202H78V204H75V202H73L72 204H69V203H67V201L66 200H70L71 198H72V196H73V189H74V179L76 178ZM116 177V178H115ZM120 177V178H119ZM123 177V178H122ZM7 178V179H6ZM13 178V179H12ZM32 178V179H31ZM74 178V179H73ZM112 178H113V180H112ZM2 179H4L3 180V182H2ZM17 179V180H18ZM24 179V180H23ZM26 179H28L27 181H26ZM73 179V180H72ZM166 179V178H165ZM6 180V181H5ZM112 180V181H111ZM148 180L150 181V183L148 184V183H146V182H148ZM71 181H72V183H71ZM166 181L167 182H169V179H166ZM187 182H191V180H189V181H187ZM115 183V185H113V184ZM143 183H145V184H143ZM19 184V186H22V185H20ZM35 184V183H34ZM122 184V185H121ZM2 185V186H1ZM114 186V190H113V187H111V186ZM48 187V188H47ZM100 187V188H99ZM104 189V190H103ZM110 189H112L110 192H109V190ZM105 190H108V192L106 191L105 192ZM37 191V192H36ZM236 191V190H235ZM90 192V193H89ZM83 192H80L79 194H81L82 196H83V194H82ZM94 194V196L92 195V194ZM107 195H106V194ZM203 193H205V192H203ZM78 194V195H79ZM97 194V195H96ZM200 194V193H199ZM217 194H218V192H217ZM70 195V196H69ZM81 195H79V197L81 196ZM81 196V197H82ZM93 196V197H92ZM157 196H158V194H157ZM160 196V195H159ZM166 195H164V197H165ZM160 197H163V195H161ZM32 198V199H33ZM58 198V199H57ZM96 198V199H95ZM103 198V199H102ZM108 198V199H107ZM167 198V197H166ZM94 199H95V203H94ZM99 200V201H98ZM102 203H101V202ZM99 202V203H98ZM77 203V202H76ZM80 203V204H79ZM99 204V206H98V204ZM252 203V202H251ZM74 204H75V206H74ZM105 206H104V205ZM123 204V205H122ZM253 204V203H252ZM255 204V203H254ZM70 205H71V207H70ZM101 205V206H100ZM107 205H109V206H107ZM256 205V204H255ZM255 205H250V203H249V205L247 206V204L246 205H244V207H243V210H245V212L246 211H248V212H250V211H252V213H248V214H246V216H245V214H243V215H241V217H243V218H241L240 217V215H236V216H233V215H228V214H225V219L227 218V220H226V223L228 224V225H230L231 224V228H233L234 230H239L240 229V227H242V228H244V227H246V228H244V229H240V231H244V230H247L248 228H250V229H256L255 227L258 225L259 227L261 226L262 228H264V206H261L260 208L262 209V211H260L261 209L260 208H258L259 206L258 205H256V206H258L257 208H255ZM93 206V207H94ZM96 206H98V207H96ZM171 207H172V202H171V205H170ZM42 207V208H41ZM76 207V208H75ZM110 207V208H109ZM171 207H167V208H165V210H163L162 211V213H159V214H164V215H170V213H171V210H172V215L174 214V212H173V209L171 208ZM247 207H253V209L252 210H250L249 211V208H247ZM79 208H80V210H79ZM112 208V209H111ZM245 208H247V209H245ZM72 209H73V212H72ZM99 209V210H100ZM259 210V214H261L262 216L260 217V215L259 214H256V212H257V210ZM43 210V211H42ZM71 210V211H70ZM79 210V211H78ZM168 210V211H167ZM243 210H241V211H243ZM254 210H256L255 211V213H253L254 212ZM170 211V212H169ZM239 211V210H238ZM70 212H72V216H71V214H70ZM226 212V211H225ZM232 212H233V210H232ZM215 213V212H214ZM263 213V214H262ZM69 214H70V216L71 217H69ZM74 214V215H73ZM237 214H241V213H237ZM250 214H252V215H254V217L252 216V215H250ZM256 214V215H255ZM146 215V214H145ZM228 215V216H227ZM247 215H248V217H247ZM250 215V216H249ZM149 215H147V216H144L143 215V217H148ZM174 216H175V214H174ZM173 216V217H174ZM216 216V213H215V215H213V217H215ZM231 216V217H230ZM175 218V217H174ZM229 218V219H228ZM231 218V219H230ZM250 218V219H249ZM263 218V219H262ZM85 219H87L86 220V222H87V224L89 225V226H95V224H99L100 222H101V220H97L96 218H94L93 219V217H91V218H89V217H86V218H84V220ZM124 219H126V220H124ZM144 219V218H143ZM242 219V220H241ZM9 220H10V222H11V220H14V222L16 223V225L13 227V229H10V230H7L8 229V225H10V223H9ZM117 220H118V223H117ZM122 220V218L119 220V217H117V219L115 220V222H113V226L115 227L116 225H120L121 227L120 228H128L129 227V231H127V230H125L126 232H128L129 234H131V235H133V234H135V230H134V228H133V223H131V221H132V219L130 218L129 219V217H124L123 218V220ZM131 220V221H130ZM238 220V221H237ZM261 220V221H260ZM3 221V222H2ZM121 223H120V222ZM232 221H235V224H234V222H232ZM246 221V222H245ZM260 223H259V222ZM127 222V224H125ZM245 222V223H244ZM253 222V223H252ZM78 223V222H77ZM130 225H129V224ZM225 223V224H226ZM239 223H240V225H239ZM258 223V224H257ZM39 224V225H38ZM115 224V225H114ZM236 224H238V225H236ZM247 224H249V225H247ZM262 224V225H261ZM129 225V226H128ZM235 225V226H234ZM243 225H245V226H243ZM113 226H109V229H111ZM128 226V227H127ZM187 226V225H186ZM21 227V228H20ZM32 227V228H31ZM43 227H48V228H50L52 231H54V232H52V233H50L49 235H47L43 240H42V243L41 244H36L35 242H33V241H31V240H29L30 239V235H33L36 231H38L39 229H41V228H43ZM236 227H238V229L236 228ZM258 227V228H259ZM187 228V227H186ZM190 228V229H189ZM188 229H185L184 231L185 232H192V231H194V229H192L191 227H189ZM19 230H21V231H19ZM132 230V231H131ZM156 230H158V231H156ZM163 230V229H162ZM188 230H190V231H188ZM5 231V232H4ZM35 231V232H34ZM131 231V232H130ZM155 231H156V235H154L153 236V233H155ZM17 232V233H16ZM19 232V233H18ZM34 232V233H33ZM133 232V233H132ZM59 236V237H58ZM172 236V237H171ZM61 238V239H60ZM28 239V240H27ZM96 239V240H95ZM64 240H67V241H74V240H76V241H80L81 243H83L85 246L83 247V248H81V249H69V248H67L66 246H64L63 245V241ZM93 240V241H92ZM155 240V244L153 243V241ZM28 241V242H27ZM260 240H256V239H253V240H251V242L248 244V245H250V244H252L253 242L260 248V249H262V248H264V245L262 244V242H264V241H261V242H259ZM27 242V243H26ZM33 243V244H32ZM148 243V244H147ZM150 243V244H149ZM20 245V246H19ZM33 245V246H32ZM23 246V247H22ZM27 246V247H26ZM30 246V247H29ZM148 246V247H147ZM155 246V247H154ZM158 246V247H157ZM49 247V248H48ZM152 247V248H151ZM156 247H157V249H156ZM201 247V248H200ZM34 248V249H35ZM154 248V249H153ZM241 248V247H240ZM33 249V250H34ZM43 251H42V250ZM50 251H49V250ZM88 249H92L93 251H96V256H95V254H92V255H88L87 253V251H88ZM149 249V250H148ZM156 249V250H155ZM37 250V249H36ZM41 250V251H40ZM48 250V251H47ZM151 250L153 251V253L151 252ZM146 251V252H145ZM150 251V252H149ZM123 252V253H122ZM149 253H151V254H149ZM155 253V254H154ZM71 254V255H70ZM155 255V256H154ZM65 256V257H66ZM78 256V257H77ZM80 256V257H79ZM119 256H121L122 258H120ZM19 257V258H18ZM18 257H13V258H15V262H20L21 260H23L24 258H22V257H20V255H18ZM77 257V258H76ZM95 257V258H94ZM101 257V258H100ZM156 257V258H155ZM157 257H158V259H157ZM245 258V259H248V258ZM22 258V259H21ZM95 259H99L98 261L97 260H95ZM19 260V261H18ZM25 260V259H24ZM84 260V261H83ZM161 260V261H160ZM76 261V262H75ZM245 261H247V260H245ZM8 262V261H7ZM5 263V264H9V262L8 263ZM85 262V263H84ZM100 262V261H99ZM98 262V263H99ZM163 262V263H162ZM165 262V263H164ZM188 263V264H189ZM245 263V262H244ZM2 264H4V263H2ZM148 264H150V263H148Z\"/></svg>",
	"mask_w": 264,
	"mask_h": 264
},
{
	"label": "flooded vegetation",
	"instance_id": "flooded-vegetation-1",
	"mask_svg": "<svg viewBox=\"0 0 264 264\" xmlns=\"http://www.w3.org/2000/svg\"><path fill=\"white\" fill-rule=\"evenodd\" d=\"M52 1H55V0H52ZM56 1H62V0H56ZM80 1H83V0H80ZM84 1H92V0H84ZM160 1H161L163 6L159 5L160 3L158 0L157 6H156L157 8L155 7V10H151V11H149V8H147V6H148L147 2L143 1L144 5H146V6L142 5L143 2H140V6L142 5L144 8L146 7L145 9H143V7H142V9H141V10H144L145 13H147V11H148V13L150 12V15H152V14L158 15V18L160 21H165L166 23L170 24L173 28L174 33L170 34V33L162 32L161 35H163L166 38L167 43L170 46H172L175 49V51H177V52L180 51L181 55L172 56L169 54V52L167 50H162V52L158 56L161 64H163V63L169 64V63H172V61L174 62L175 71H177V72L176 73H173V72L169 73V74H171L170 76L168 74L167 78H169V80H171L179 74V71L181 69L180 68L181 62H183V60L185 58H189L193 54H195V49L197 48L198 43H199V39H198V36H197L195 30L200 29L202 31V27L204 25L207 26V23H209L211 25L212 21H211V19H209L208 16H211L213 13H216L217 10L211 13L206 9L205 6H206V2L208 0H165L166 4H165V1H163V0H160ZM226 1L227 0H221L222 5L218 9L219 10L218 12H219V20L221 21V28L225 29L229 33L230 38L217 43L215 45L216 48L218 50H220L223 53V55L226 56L228 61H229V58H235L238 60L237 65L244 67L246 70H249L253 73L255 72L257 74L259 73V75H264V43L257 42L255 44L249 45V46L248 45L239 46L238 42L236 41L237 38H239L244 32H250L253 35L258 30L264 31V0H236L235 1L236 2L235 8H227L225 6ZM152 3L153 2H151V4H149V6L152 7L154 5V3L153 4ZM250 4H252V5H250ZM155 5H156V2H155ZM158 5H159V7H158ZM168 6L170 8L168 10H166L165 7H168ZM244 6H246V7H244ZM136 10H137V8H135V7L132 8V11H136ZM142 23L143 22L141 21L140 25L136 28H135V26H137L138 23L135 24L134 28H133L134 30H131V28H130V33H129V30H128V32H125L126 35L127 34L130 35V36L125 35V37L128 39V43H131V44L133 43V44H135V46H137V45L141 46L142 45L141 47L147 46L150 39L149 40L146 39L147 36L143 33L142 34H138L139 32L135 33V31H137V30L145 31V30L141 29L143 27V24H144V23L143 24ZM211 28H212V26H211ZM150 30H151V28H150ZM176 33H178V36L175 35ZM129 38H132V39L129 40ZM138 39L140 41H138ZM144 40H146L147 42ZM39 41L41 43V44L39 43V46L43 47L45 44H43L41 40H39ZM142 42H144L145 44ZM32 44L36 45L34 42ZM52 45L54 46L55 43L54 44L50 43V44L46 45V48H45V50H43L41 55L44 56L45 62L48 65V70L54 69L52 67L53 62H58V61H59L58 64L60 65L58 67H61V68H58V70H61V69L63 70L64 69V63L61 60V58H55L54 57V61L52 62V54L53 53L49 47V46H51V48H52ZM187 45L191 46L190 47L191 50L188 52H184L182 50V48H183V46L185 47ZM32 48H34V47H32ZM0 49H1L0 50V61H1L0 62V80H2V79L10 78L11 75L14 74L13 71H14L15 67L20 65V63L13 64V65L11 64L12 65L11 68H9V66H8L7 69H5L3 66L2 47ZM34 54H35V52H33L29 57L33 61H35L34 57L41 56V55H36V54L34 55ZM55 56L60 57L61 51L58 54L55 53ZM160 57H161V59H160ZM175 59H177V60L174 61ZM16 70H18V68ZM4 91H6V92H4ZM15 91H17V90H12V89H8V88H6V89L0 88V119L2 118L3 108L5 109V107H6L7 109H12L13 110L12 114H13V118H14L12 121H13V123H15V125H17L20 122V119H22L23 117H27V116L32 117L31 110H30V109H32V107H28V108L22 107V102L23 103H26V102L29 103V101L27 99H25L26 98V92L25 93H23V92L22 93H20V92L16 93ZM3 93L5 95H7V93H8V95H9V97H11L12 101H9V100L5 101V99H4L5 96L3 97V95H4ZM237 96L238 95L236 93L227 92L224 90L222 92V90H221L220 93L217 92V93H215L214 97H209V98L211 101L214 100L215 103H220V104L225 105L223 107V108H225V112H223V113H224L225 117H228L229 114L227 111L229 110V108L231 106H236L239 104V101H237V99H238ZM246 102H247V100L242 101V105L245 104ZM15 103H17V104H15ZM5 104H8V106H5ZM9 105H10V107H9ZM244 110H246V109H244ZM226 114H228V115H226ZM42 117H46V116H42ZM225 117L223 116V120ZM220 138H222V139H220ZM178 139H177V142H180L182 140L181 143L184 142V144H189V142L191 140V144H189V145H192L193 149H197L196 146H199V145H201V148L206 149L208 145L213 144V148H216L219 150V152L211 153V154H209V156H208V154H205V153H203V154L193 153L192 157H190L191 159H193V158H195V159L196 158H205L209 161L210 160L216 161L220 155H223V157H224L223 162H225L226 160H228L230 158L240 157V159L243 160V163L239 164L238 168L236 170H233L231 172V175H228L226 177L224 176L225 172H223V170H221V169L212 178H207L204 176L197 178V175L194 176L192 174L190 176L187 175L188 177L183 176V179H182L181 175L179 177L175 176L176 178L172 177V179L170 180L171 181L170 185H172V186L169 185L171 188H169L168 184H167L168 187L163 185L161 183V181L159 179H157V178H160V176L157 177V175H159L158 174L159 171H157L156 179L152 180V181H154L155 188L158 190V191L156 190L158 197H160L159 195H163L164 193H166L165 187H167V190H169V192L172 191L171 194H172V198L174 197L173 199H175V197H176L175 201H172L173 203L175 202L174 204L172 203L173 204L172 209H173L174 214L176 215V216H174L175 220H176V218L181 219V217H179V216L183 215L182 216L184 218V220L182 221L183 224H185L188 221H192V220H194V223L195 222L198 223L199 220L204 215H201V214H200V216L198 215V212H199L198 209L200 210V205L197 201V198L199 197V193L208 192V190H210L211 188H214L218 192L217 196L219 197V199L221 201H222V199H224V198H222L223 189L231 190V191H233V189H235L237 191L234 190L233 192H238V193H239V191H246V190H250V189H252L255 192H259V191L263 192L264 191V180H263L264 179V173L262 175L263 178L261 176H259V174H258V166H262V168L264 169V157H263L264 156V148H263L264 147V137H255V138H244V137H216V138L212 137L211 138V137H208L207 138L204 136V138H203V136H201L199 138V141H198V139H195L194 137L193 138L188 137V139H187V137H182L181 139H179V140ZM184 139H185V141H184ZM195 140H197L198 142L197 141L195 142ZM220 140H222L223 142ZM216 141H218V142H216ZM214 144H215V146H214ZM178 148H181V147L179 146ZM221 151H223V152H221ZM224 152H226V153H224ZM217 156H218V158H216ZM180 167L181 166H179V165L176 166V168H180ZM189 169H190V166H189ZM176 170H177L176 172H180L178 169H176ZM242 175H243V177L240 178ZM260 178H262V179H260ZM189 180H191V182H187ZM172 181L174 182V184ZM158 184H160L161 186H159ZM146 185L144 187V190L148 189V188H146L148 185L147 186ZM240 186H241V188H238ZM160 187L162 188V190L160 189ZM173 187H175V188H173ZM253 187H254V189H253ZM229 188H231V189H229ZM173 190L175 191V193H173L174 192ZM178 192L181 195H179ZM223 210H225V209L223 208ZM185 217H186V219H185ZM223 218H225V217H223ZM178 220H176V221H178ZM181 220H179V221L181 222ZM223 220H224V223H223V231L221 233L222 234L221 236H223V239H225L227 241H235L236 242L235 234H227L225 232L226 230H225L224 224L226 223L227 219H223ZM184 221H186V222H184ZM158 227L160 228L162 233H165L161 229L160 225H158ZM156 231H158V230H156ZM156 231H155V233H153V236L157 234ZM174 238H177V237H174ZM205 239H209V238H205ZM253 239L260 240L259 242L264 241L260 238H252L251 240H253ZM262 244L264 245V242H262ZM227 247H229V246H227ZM236 247H237V249H239L243 252V255L247 254L249 256L264 257V248L260 249L254 242L250 245L247 244L246 246H244L242 248H240L236 242ZM224 249H226V247H223V253L225 251ZM231 250H233V249L231 248ZM221 254H222V252H221ZM234 255L236 258L237 254L234 253ZM246 257L247 256H245L240 261L241 264H243L245 262V260H247V259H245ZM247 258H249V257H247ZM232 259H234V258H232ZM193 263H196V260ZM258 264H260V263H258Z\"/></svg>",
	"mask_w": 264,
	"mask_h": 264
}]
</instances>
